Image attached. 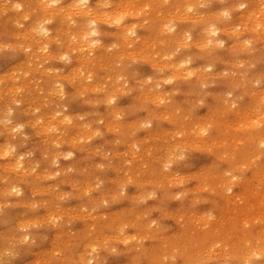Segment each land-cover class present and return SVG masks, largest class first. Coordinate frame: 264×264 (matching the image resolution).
<instances>
[{"label": "rangeland", "instance_id": "1", "mask_svg": "<svg viewBox=\"0 0 264 264\" xmlns=\"http://www.w3.org/2000/svg\"><path fill=\"white\" fill-rule=\"evenodd\" d=\"M7 1H9V2H7ZM13 1H16V2H14L15 5H17V3L22 4V5H23V3H27V6H25L26 5L25 4L23 7H25L26 9H29V11H27L25 8H23V9H25V11H27V13L25 15H23L24 14L22 12L23 10L16 9L17 10V12H16L15 10H13L16 6L14 7V5L11 4V3H13ZM28 1H26V0H6V1L0 0V10H3V8H2L3 6L5 9L7 6L11 7V8L13 7L12 10H11V8L8 9V7H7L6 12H8V11L9 12L7 13L6 16H5L6 12L4 10H3L4 12L0 11V35H3L2 37L0 36V73H1L0 74V115H1L2 119L4 117H6V118L11 117L10 121H7L6 118H5V120L3 119V123H1L2 121L0 119V133H1L0 134V156H1L0 157V202H1L0 203V255H1L0 264H54V263L55 264H61V263L62 264H66V263L67 264H78V263L79 264H85L82 261L88 262L86 264H92L94 261H95L94 264H102V262H103V264H146V263L147 264H149V263L150 264H176V263L177 264H181V263L182 264H194L196 262H197L196 264H215V263L216 264H218V263L219 264H224V263L243 264V262L245 264H263L264 263V256H263L264 255V251H263L264 250L263 249L264 248L263 247L264 246V213H263L264 212V197L258 198V196H261V195L264 196V193H263L264 192V143H263L264 135H262L264 133L263 132L264 126L262 127V125H264V117L262 118V116H261V118H260V116H259V115H261L262 111L264 112V98H263L264 95H262V91H264V88H263L264 87V76H263L264 75V62H263L264 61V57H263L264 56V45H263L264 44V36H263L264 35V25H262L264 23V22H262V21H264V19H263L264 18V3H263L264 0H260L262 2V3L259 2L260 4H258L259 0H254V1L253 0H224V1L223 0H221V1L220 0H209L208 3H207V0H203V1L201 0V2H200V0L199 1L197 0L198 2L196 0H191V2L193 1L192 5H191L190 0H186L187 1L186 5H185V2H186L185 0H183V1L182 0H165V1L164 0H160V1L156 0L157 5H156V2L154 0H145V1L139 0V2H138V0H134V1L129 0V2L127 1L128 3L126 2V0L125 1L121 0L123 2V3H121L123 8H121L122 6L119 7L120 3H118V2H121L120 0H114V1L113 0H111V1L110 0L109 1L100 0L99 2H96V0H90V3L87 5H88V7H91L92 9L95 7L94 10H96V9L98 10V5L101 4L102 1L104 2V5H106V6L100 5V7H102V10L99 7V10H98L99 12L96 10L97 12L94 15L97 19L106 18V20L104 19L103 22L100 23V31L102 32L101 41L97 44H90V45L83 44L84 41L83 42L80 41L81 35L83 33H85L86 32L85 30H88L91 27V25L88 22L89 25L85 26V24L87 25V21L85 20L86 21L85 22L84 17L82 15H79V13H78L79 11H77L78 10L77 8H79L81 5H78V3H77L78 0H75V1L74 0L73 1L72 0L71 1L70 0H64V1L60 0L57 5H51V7H49V8H48V6H50V5H47L48 0H45V1L44 0H31V1H29L30 2L29 4H28ZM36 1L39 3L38 7H37L38 3ZM211 1H212V3H211ZM2 2L5 3L7 6L5 4L3 5ZM73 2L75 5L77 3V6H75L74 4L72 5L71 3H73ZM130 2L131 3L136 2V3L135 4L133 3V5H131ZM145 2H146V4H143ZM163 2H164V4H163ZM188 2H189V4H188ZM236 2H240V4L242 2H246L247 8H239L240 7V6L238 7L239 3H236ZM36 3H37V5H36ZM44 3H45V5H44ZM109 3H110V5H108L109 6L108 7L107 4H109ZM138 3H139V6H138ZM147 3H148V8H147ZM182 3L185 6H183ZM199 3L201 5L203 4V6L201 7V5ZM255 3H256V5H255ZM1 4L3 6H1ZM61 4H62V6H61ZM178 4H179V6H178ZM40 5H42V7ZM65 5L67 8L65 7ZM69 5H71L70 7L72 8V11L75 8L77 9V10H74L77 12V14L74 13L76 15L73 14L74 11L69 12L68 8L71 10ZM112 5H114V6H112ZM136 5L138 8L135 7ZM189 5H191V6H189ZM228 5L231 7L227 8L226 6H228ZM259 5H261L263 7H260ZM30 6H33L34 8H31ZM58 6H60V7H58ZM72 6H75V8H73ZM132 6L135 7L136 9L134 8L135 10H133ZM192 6H194V8ZM208 6H210V7H208ZM253 6H255V7H253ZM257 6L260 9L257 10V8H258ZM61 7H63V8L65 7L66 11L68 10L69 13L64 11L65 8L64 9L62 8L63 10L60 11ZM83 7L86 9L85 6H82V8ZM184 7L185 8L187 7V8L185 9ZM224 7L229 9V10L225 9ZM80 8H79V10H80ZM124 8L125 9L130 8L132 10V11L130 10L131 13H133V14L130 15L128 10H125ZM250 8L251 9L253 8L252 12H254V14L251 13ZM32 9H33V11H35V13L32 12ZM48 9H50V10L48 11ZM107 9L110 12H112L113 10H115V11H113L112 12L113 14H112L109 11H106ZM122 9L125 12L122 13L121 12V11H123ZM137 9L139 12L137 11ZM194 9L197 10V12L199 14H201V16L197 12H194ZM219 9H221V10L219 11ZM245 9H248V10H245ZM18 10H19V12H18ZM40 10L43 11L44 13L41 12ZM104 10L106 11V13L104 12ZM119 10H120V12H119ZM175 10L180 15H178ZM223 10H226L230 13V18H228V20L227 19H221L223 17V16H221L222 15L221 13L224 12ZM30 11H31V13H30ZM46 11H48V12L45 13ZM133 11H135V12L137 11L138 13H135ZM145 11H146V14H145ZM203 11H205V12H203ZM207 11H208V14H211V15L207 14L208 18L205 15V13ZM209 11H211V12L209 13ZM249 11H250V13H248ZM258 11H261L263 13H260ZM28 12L30 13V15ZM38 12L41 13V16L44 15L43 16L44 18L40 16L43 19H41L39 17L40 13L38 14ZM49 12H50V14H48ZM71 12H72V14H71ZM101 12H104V13H102L103 16H101L102 15ZM117 12H118V14H121L118 17L119 23H117L118 19L114 17V16L118 15V14H116ZM158 12L160 13L159 15H157ZM183 12H184V14H183ZM216 12L218 15H215V17H217V19L220 18L219 21H221V22H217V19L214 18L213 14H215ZM20 13H22V14H20ZM59 13L62 15H59ZM108 13H110V14H108ZM171 13H173V14H171ZM195 13L198 15H196ZM16 14H18V15H16ZM31 14L33 15V17L31 16ZM193 14H195V15H193ZM219 14H221V15H219ZM240 14L243 16H239ZM244 14H246V15L244 16ZM19 15H22L20 17V20L18 19ZM26 15L29 18H23V16L26 17ZM51 15H53V17H49ZM70 15H71V17L69 18ZM133 15H134V17H133ZM137 15H139V16H137ZM169 15L172 17L171 21L173 23L175 22L174 24L171 23V21L169 20V19H171ZM187 15H188V17H187ZM253 15H255V16H253ZM259 15L261 16V18H258ZM9 16H11V18ZM15 16H16V18H15ZM65 16L69 20L65 19V21L63 22V19ZM74 16L75 17L77 16V19H75ZM78 16H79V18H78ZM108 16L110 17V20H109ZM156 16H157V18H156ZM177 16L179 17L178 19H177ZM189 16L192 17L191 20L187 19V18H189ZM209 16H211V17H209ZM212 16H213V20L211 21L210 18H212ZM251 16L255 17V19L257 18V21H255L254 18L252 19ZM31 17L34 19L33 21L31 20ZM47 17H49L51 19L49 21H46ZM62 17H63V19L61 21ZM113 17H114V20L116 19L115 22H113L114 21ZM135 17H137V18H135ZM163 17H165V18H163ZM182 17H183V19H180ZM198 17H199V20H197ZM241 17L242 18L244 17V19H242L243 22L241 21L242 25L239 24ZM6 18H7V20H6ZM35 18H36V20H37V18L39 19V20H37V23H36ZM72 18H73V20L77 21V22L75 21V24H74V21L72 22ZM121 18H122V21H124L125 23L120 20ZM204 18H205V20H204ZM249 18H250V21H249ZM15 19H17L18 22L22 23L23 25L20 24V26H19L18 25L19 23L17 21H15ZM23 19H25V20H23ZM27 19H28V21H27ZM40 19H41V21L44 20L45 22H43V23H45V25L50 27V31L52 30V32L49 33L48 37L49 38H50V36L55 37V38L53 37L54 39L51 38V39H49L50 41H48L49 45L52 43L50 46L48 45L49 46V48H48L49 53H48V50L42 51V49H41V51H42L41 52L40 47H38L40 45L45 46V39L41 37L40 32L36 33V35L38 34L37 35L38 37L40 36L39 40H37L38 39V38H36L37 36L36 37L34 36L35 35V29H37L36 32L39 29L38 28L39 27L38 21L40 22ZM70 19H71V21H70ZM139 19H143V20H139ZM208 19H210V20H208ZM21 20H23V21H21ZM66 20L70 21V23L69 22L67 23ZM107 20H109V21L106 22ZM138 20L142 22V23L141 22L139 23L141 26L138 25V22H139ZM144 20H146V21L144 22ZM165 20H167L166 23L164 22ZM3 21H5V22H3ZM7 21H8V23H7ZM60 21H61V23H60ZM177 21H179V22H177ZM209 21H211V23H213L214 26L218 27L219 29L221 28L220 29L221 31L225 28L227 29V27H225V26H230L228 29L229 31L225 29L226 31L223 30V31H225V33L223 32L220 35L221 40L224 41V43H222V46L219 43V41L215 40L217 38L214 35L212 36V38H210L212 35L210 29H212L213 26L209 27V23H208ZM15 22H16V24L18 23L17 26L19 28L16 27V24H14ZM249 22H251V23H249ZM256 22H258V25L256 24ZM259 22L262 24H260ZM110 23L113 25H111ZM131 23H133V24L137 23V24L131 26L130 25ZM207 23H208V25H207ZM253 23H255V24H253ZM60 24H61L62 31H64V30L66 31L65 32L66 36L71 37L69 40L67 39L68 37H65V34L63 32L57 33L58 32L57 30L60 29L59 28ZM126 24L130 25L129 29H131V27L133 29H135L134 33H136L135 35H137V37L132 35V34H129L130 32L128 31V28H126L128 31V34H127V31L124 28V26ZM166 24H168V25H166ZM176 24H177V26H176ZM9 25L11 28L9 27ZM21 25L23 26L22 29H21ZM81 25H84L83 28H85V30L82 29ZM121 25L123 27H121ZM169 25L170 26L175 25V27H176L175 31H171L169 29ZM238 25L240 26V28ZM68 26H70V27L72 26L71 28H73L74 26L75 27L73 29H71V31H69L70 27H69V29L66 30V28H68ZM162 27H164V28H162ZM194 27H196V28H194ZM231 27L233 28L232 30H231ZM250 27H252V28H250ZM24 28L26 30L23 31ZM29 28L34 29V30L31 29L34 33H32V31H30V33L28 32L29 36L27 34V37H26V36H24V35H26L25 31L27 33V30H29ZM78 28H80L81 30H83L85 32H83L79 29V32H80V33L78 32L79 35L78 34L75 35L73 33V31L76 29H77L76 31H78ZM121 28L124 30H121ZM160 28H161V30H159ZM165 28H167V29L165 30ZM208 28H209V30H208ZM181 29H183V30H181ZM185 29L187 31L189 30V32L185 31ZM202 29H204L203 30L204 32L202 31ZM206 29H207V32L205 31ZM163 30H165L166 32ZM14 31H16L17 33L14 34L15 33ZM76 31H74V32L77 33ZM208 31H210V32H208ZM105 32H106V34H105ZM161 32L164 34H162ZM255 32L257 35L255 34ZM12 33H13V35H11ZM181 33L182 34L185 33L184 34L185 36L182 35ZM235 33L237 35H235ZM238 33H240V34H238ZM262 33H263V35H262ZM108 34H110V35H108ZM180 34L182 37H184L183 39H181ZM186 34H188L187 35L188 38H187ZM5 35H6V37H5ZM14 35L15 36L18 35V36L15 38ZM74 35H75V37H74ZM189 35H190V37H189ZM258 35H261V36H258ZM207 36L209 39L206 38ZM24 37H26V38H24ZM48 37H46V38H48ZM64 37H65V39L63 40ZM119 37L122 39L119 40ZM197 37L199 39H202V40L199 41V39ZM252 37H253V39H252ZM31 38H34V40L32 39L33 41H35L34 43L35 44L38 43L39 45L38 44L35 45L34 43H31V42H33V41H29V40H31ZM41 38L44 40H42ZM72 38L73 39L75 38V39L72 40ZM204 38L208 39L210 41L206 40L207 44H205V41H203ZM248 38H250L251 40ZM55 39H56V41H55ZM66 39L68 40L67 41L69 43L68 45H66L67 44ZM196 39H198V40L196 41ZM26 40L29 42L28 44L31 46H26V45H28V44H25V43H27ZM193 40L195 43L193 42ZM252 40H254V41H252ZM53 41H55V42H53ZM89 41H87V42H89ZM112 41H114V42H112ZM184 41H185V43H184ZM198 41L201 44L199 43V45H196V42H198ZM237 41L239 42V44L241 43L240 46L237 45V43H238ZM76 42H77V44H76ZM192 42H193V44H192ZM202 42H204L205 45ZM11 43L12 44L14 43V45H12ZM57 43L59 44L60 48L58 47ZM89 43H91V42H89ZM100 43L102 45H100ZM129 43H130V45L128 46ZM212 43H213V45H212ZM244 43H245V45H244ZM80 44H83L85 46V48L83 45H81V47H78L79 49L73 50V48L75 46L80 45ZM111 44H112V46L110 48L109 45H111ZM183 44H185L186 46ZM247 44H250V45L248 46ZM18 45H19V47L21 46L22 49H18L19 47H16ZM73 45H74V47L70 48ZM103 45H104V47H103ZM207 45H209V46H207ZM228 45L230 47L231 46H234V47L230 48ZM252 45H253V47H252ZM44 46H41V48H43ZM127 46L129 49L126 48ZM210 46L213 50L210 48ZM27 47H29V48H27ZM106 47H107V49H106ZM207 47H208V49H207ZM67 48H69V50L70 49H72V50L69 51ZM91 48L92 49L94 48V50H92ZM185 48H187V49H185ZM254 48H255V50H254ZM59 49L61 50L62 55H63L64 50L67 49V51L64 53L67 54L69 52L70 54L68 53V56L70 55L71 58L69 56V57H67L68 60L63 59L64 61H62V59H61L62 55L61 56L58 55V54H60ZM79 50H82L81 54H80ZM88 50H90V51H88ZM126 50L128 51V53L130 55L127 54ZM134 50H135V52H137V54H135V52L133 53ZM138 50L140 53L138 52ZM83 51H84V53L89 52V54L85 55V54H83ZM202 51L205 52V54H203ZM237 51H238V54H237ZM251 51H252V53H251ZM32 52H33V56H31ZM90 52H92V54ZM111 52H112V54H111ZM123 52H125L126 54H123ZM141 52L143 55L141 54ZM178 52L179 53L181 52V53L179 54ZM200 52H202V53H200ZM47 53L50 55H48ZM51 53H52V55H51ZM54 53H56V54H54ZM169 53H171V55ZM46 54L50 58L47 59ZM122 54H123V56H122ZM134 54H135V56H134ZM153 54H155V56ZM182 54H184V58L190 59L191 63L193 62L192 64L190 63V65H187L189 67V69L187 66L185 67V69H180L181 71L179 69H178L179 71L174 69V67L171 68L170 64L173 61H175ZM186 54H187V57H186ZM56 55L58 56V58H55V57H57ZM127 55H128V57H127ZM162 55L163 56L165 55V56L163 57ZM192 55L195 57H193ZM202 55H203V57H202ZM232 55H235V56H232ZM27 56H30V57H28V60L31 59L29 62L27 61ZM76 56H79L81 58L84 56L83 57L84 61H83V59H82V61H80L81 58L78 60L75 59V58H78ZM87 56H90V57H88L89 59L87 58ZM143 56H145L146 58L145 57L143 58ZM42 57H44L45 59ZM139 57H142V58L140 59ZM153 57L156 58L155 60L158 59L160 62H158V60L155 61ZM158 57H160V58H158ZM161 57H163V58H161ZM166 57H168V58H166ZM131 58L133 60H131ZM213 58L216 60H214ZM232 59H234L235 61ZM241 59H243V61ZM47 60H49V61H47ZM236 60L237 61L239 60L238 61L239 63ZM89 61L92 63L94 62V63L92 64ZM229 61H230V63H229ZM82 62H83V67L81 64ZM153 62H154V64H152ZM244 62H247L248 64L244 63ZM78 63H80L81 65ZM123 63H124V65L127 64V65H125L126 67L123 65ZM158 63H159V65H158ZM89 64L91 65L90 66L91 68L89 66H87ZM160 64L162 65V67ZM52 65H53V67H52ZM77 65H78L79 69L81 68L80 69L81 73L79 72L78 67H76ZM155 65H156V67H155ZM205 65H207V68ZM199 66L200 67L202 66V68L200 69ZM46 67L48 69H50V71L48 70V72H47ZM203 67H205V68H203ZM209 67H211L212 69H209ZM68 68H70V69L68 70ZM75 68H77L78 70L75 71ZM86 68H89L88 70L89 71L92 70V72L87 71ZM31 69H34V70L31 71ZM58 69L62 70V72ZM165 69H167V70H165ZM168 69H170V70H168ZM224 69H226V70H224ZM37 70H39L40 72ZM43 70L46 71V73ZM55 70H58V71H55ZM82 70H84V71H82ZM115 70H117V71L115 72ZM185 70L187 71L186 72L187 75L185 74L184 75L185 78H184V76H180V74L182 73V71L184 72ZM188 70H191L193 72L194 77L192 75H188ZM210 70H211V72H210ZM220 70H221V72H220ZM72 71H74L75 73ZM129 71H131L132 73ZM218 71L220 72V74L217 73ZM56 72H59V74H56ZM66 72H68V73H66ZM71 72H72V74H70ZM84 72H88L89 74L88 73L86 74ZM135 72H137V73H135ZM169 72L170 73L172 72L173 74L172 73L170 74ZM213 72H216V73H213ZM2 73H4V74H2ZM62 73L63 74L65 73L63 75L64 76L63 78H62ZM204 73H205V75H204ZM54 74H56L57 76H55ZM67 74L68 75L70 74L71 77L73 76L75 80L73 79V77L72 78L68 77ZM82 74H86V75L82 76ZM183 74H181V75H183ZM216 74L218 77L214 76ZM8 75L12 76V77H9L10 78L9 79ZM103 75H105V76H103ZM118 75H121V77L119 76V79H118ZM173 75H174V77H173L174 79L170 80V77H172ZM240 75H242V76H240ZM65 76H67V77H65ZM87 76L92 77V79L87 77ZM149 76H151V77H149ZM176 76H178V77H176ZM209 76H210V78H209ZM258 76H262V77H258ZM163 77L165 78V80ZM187 77H189V78H187ZM256 77H258V79ZM1 78H3V79H1ZM180 78H181V80H180ZM211 78H213V79H211ZM236 78L239 79L240 81L237 80ZM6 79H7V82L6 81L2 82V80H6ZM60 79L61 80L63 79V80L61 81ZM66 79H69L71 81H69V80L67 81ZM95 79H96V81H95ZM101 79H102V81H101ZM103 79H104V82H103ZM160 80H163V81L160 82ZM186 80L189 82H187ZM51 81H52V83H50ZM113 81H115V82H113ZM123 81L125 83L122 84ZM166 81H170L172 83H170V82L166 83ZM254 81H260V82L258 84L257 82H254ZM56 82L59 83L60 85L58 86V84ZM211 82H212V85H210ZM216 82H217V84H216ZM177 83H178V85H177ZM63 84H64V86H63ZM94 84H96V86H98L99 89L98 88L93 89L92 87L93 86L95 87ZM88 85H89V87H88ZM191 85H192V87H194V86L195 87L192 88ZM241 85H243V86H241ZM50 86H51V88H50ZM53 86L57 88V89L55 88L56 91L54 90ZM122 86H123V88H122ZM63 87H64V89H63ZM90 87L93 90H91ZM145 87H147V88H145ZM58 88L60 90L62 89L64 92L62 90L61 91L59 90L60 92L58 94H56L58 91ZM116 88L119 90H116L117 92H114V90ZM154 88H155V90H154ZM188 88H190V90ZM229 88H230V90H228ZM102 89H104V90H102ZM253 89H254V91H252ZM47 90H50L51 92L50 91L47 92ZM90 90H91V92H90ZM168 90L171 92H168ZM255 90L256 91L258 90V92L260 91L261 93L260 92L254 93ZM112 91H113V93H112ZM245 91L248 93H246ZM155 92H157V95L155 94ZM179 92H182V93H179ZM252 92L254 93L253 95H255V96H257L256 94H258L259 97L261 96V99L259 100V97H256L257 99H255L254 98L255 96L253 97ZM47 93H49V94H47ZM60 93L61 94L64 93V95L63 94L61 95ZM139 93L141 94V97H140ZM137 94H139V95H137ZM263 94H264V92H263ZM155 95H156L157 99L156 98L154 99ZM173 95H174V97H173ZM152 96H153V99H152ZM224 96H225V98H224ZM233 96H234V98H232ZM236 96H238V98ZM241 96H242V98H241ZM100 97H102V98L99 99ZM111 97H114L115 101L111 102L110 101ZM103 98L106 100L108 99L107 101H109V102H107ZM161 98H162V100H161ZM188 98L191 101H189ZM226 98H228V99H226ZM75 99H77V100H75ZM186 99H188V101ZM225 99H226V102H225ZM150 100H153V102ZM227 100L231 101V102H228ZM234 100H235V102H234ZM258 100H259V102H258ZM155 101H157V104L154 103ZM257 102H258V104H256ZM229 103H231V104H229ZM111 104H113V106ZM153 104L157 105L158 107L153 105ZM180 104H181V106H180ZM211 104H213V105H211ZM253 104H255V105H253ZM107 106L109 107V109ZM209 106L211 107L212 110L210 109ZM7 107H8V109H7ZM111 107L112 108L116 107V108H114V110H116V112L114 114H113L114 110ZM2 108H4L6 111L2 110ZM9 108L13 109V112L11 113L12 115L10 113H9V115H7ZM157 108H159V109H157ZM254 108H258V109H254ZM98 110H99V112H98ZM108 110H109V112H107ZM117 110H120V111H117ZM140 110H142V112ZM246 110H248V111L246 112ZM58 111H59V113H58ZM122 111H125V112H122ZM55 112H57V113H55ZM154 112H156V113H154ZM164 112L167 113V115H168L167 119L168 120L166 119L167 115H165ZM257 112H259V113L257 114ZM4 113H6V115L2 117V115ZM44 113H46V114L44 115ZM50 113L53 115H50ZM77 113L80 115V117ZM231 113H233V114H231ZM238 113H239L240 119H238L239 118ZM63 114H65L66 116H69V117H67L69 121L67 120L65 115L63 116ZM76 114L78 116H76ZM115 114H118L119 117L118 116L114 117ZM150 114H152V115H150ZM162 114H163V116H162ZM186 114L187 115L189 114V115L187 116ZM229 114H230V116H229ZM250 114H252V115H250ZM254 114L257 115L258 118H260V120H258V121L255 120L256 116ZM41 115H43V118H41L42 117ZM46 115H47V117H45ZM59 115L63 116V119L61 117L60 120H62V121L65 120L64 122L60 121L59 118L58 119L56 118L57 116L59 117ZM98 115H99V118H98ZM128 115H129V117H128ZM145 115H147L148 117ZM34 116L36 118H34ZM38 116L40 118L39 120H37ZM100 116H102V117H100ZM200 116L202 119L204 118L207 123L204 122L205 120L204 119L202 120L200 118ZM245 116H246V118H245ZM263 116H264V113H263ZM50 117H52V118H50ZM186 117L189 119H187ZM249 117H251V118L248 121L247 119ZM32 118H34L33 119L34 123L33 122L31 123ZM55 118L57 120H55ZM190 118H192L193 122L191 121ZM195 118H197V120ZM144 119L146 121H143ZM251 119L252 120L254 119L256 122L252 121ZM54 120L57 121L58 124L63 123L64 127L61 124V126H59V128H58V124H56V122H54ZM73 120L75 121V124H74ZM105 120H107V121H105ZM226 120H228V121H226ZM236 120L237 121L239 120L238 122L239 123L241 122L240 125L241 124L242 125L240 126ZM242 120L244 122L246 121L245 125H243L244 122H242ZM261 120L263 123H260L257 125V123L261 122ZM35 121L36 122L38 121V122L35 123ZM39 121H40V123L42 121V124H40ZM51 121H52V123H51ZM90 121H91V123H88ZM93 121H94V123H93ZM123 121H125V122H123ZM133 121H135L136 123ZM189 121H191V122H189ZM194 121H196V122H194ZM200 121H203L202 124ZM107 122H110L111 125H109V126H111V128L108 125H106ZM141 122L144 124L139 125V123H141ZM158 122H159V124H158ZM247 122H248V125H247ZM252 122H254V124H251ZM134 123H135V125H134ZM177 123H178L179 127L177 126ZM224 123H225V125H222ZM230 123L233 125V128H232V125ZM255 123H256V126H255ZM17 124L18 125L24 124V125L22 126V128L19 132H14L13 126H15ZM32 124L34 125V127ZM50 124H51V126H50ZM76 124H77V126H75ZM92 124H93V126H92ZM107 124H109V123H107ZM193 124L196 126H193ZM6 125H9V126H7L9 129L6 127ZM37 125H39V128H37ZM52 125H54V126H52ZM56 125H57V127H55ZM72 125H73V127H72ZM88 125L90 127H88ZM44 127H46V128H44ZM62 127L64 128V131H63ZM190 127H192V128H190ZM5 128H7V129H5ZM55 128L57 131L55 130ZM61 128H62V130H60ZM98 128H101V129H98ZM166 128H168V129H166ZM182 128H184V129H182ZM204 128L206 129L205 133L200 131V130H203ZM244 128H245V130H242ZM37 129L39 131H37ZM49 129L50 130L53 129L54 132H52V130H51V132H49L50 131ZM137 129H140V130H137ZM191 129H193L194 132L189 131ZM59 130H60V132L62 131V134L59 133ZM82 130H84V131L86 130V132L84 133V131H82ZM89 130H91V131H89ZM94 130H96V131H94ZM150 130H151V132H150ZM173 130H175V131L173 132ZM198 130L200 133H198ZM76 131H78L79 133ZM87 131L91 134V136ZM110 131H111V133H110ZM152 131L155 132V135L153 134L154 132H152ZM156 131L158 133H156ZM168 131H170V132H168ZM11 132H13V133H11ZM236 132H238L239 134H242V133L243 134L239 135V137H238V133H236ZM258 132H261L260 135L258 134ZM44 133H45V135H44ZM49 133L51 135H53L54 133L55 134H54V136L50 137L51 135L48 136ZM56 133L57 134L59 133L58 135L61 136V137L59 136L60 138L58 137L59 139H57ZM77 133L79 136L77 135ZM86 133H88V134H86ZM118 133H119V135H118ZM191 133H193L194 135ZM80 134L82 135L81 136L82 139L78 140L79 139L78 137H80ZM205 134H206V136H205ZM214 134H215V136H214ZM221 134L223 136H221ZM228 134H229V136H227ZM135 135L137 138L135 137ZM156 135H157V137H155ZM191 135H193V136H191ZM9 136H11V137H9ZM152 136H154V137H152ZM55 137L57 140H55ZM73 137H74L75 141L74 140L72 141ZM75 137L77 139V142H76ZM83 137L85 139H83ZM131 137H132V139L130 140ZM179 137H181V138H179ZM225 137H227V138H225ZM258 137L262 141L263 146L260 143V141L258 142ZM53 138H54V140H52ZM62 138L63 139L66 138L67 140L71 139V138L72 139L68 140V141L65 139L63 141ZM182 138L185 140H183ZM189 138H191V140ZM239 138H242V139H239ZM233 139H234V141H233ZM50 140H52V141H50ZM192 140H194V141H192ZM214 140L216 142H214ZM241 140H242V142H241ZM54 141H56V142H54ZM190 141L195 146L197 144V146L195 147L194 145H191ZM220 141L223 142L224 144L220 145V143H221ZM236 141L238 143H236ZM52 142H53V145H52ZM60 142L62 144H59ZM162 142H164V143L168 142V144H166V143L164 144ZM9 143H10V146H8ZM48 143L50 145H48ZM71 143L73 144V147H72ZM132 143L135 145H132ZM186 143H187V145H186ZM234 143L236 146L239 144V146L236 147L234 145ZM127 144H129V146ZM240 144L243 147H241ZM258 144H259V147H258ZM170 145H171V147H170ZM172 145L175 146L174 147L175 149L172 148ZM198 145L200 147H198ZM207 145H208V147H207ZM2 146H3V148H2ZM44 146H46V147H44ZM192 146H193V148H192ZM12 147L14 148L13 150H12ZM40 147H42V148H40ZM55 147H57V148L59 147L58 148L59 152H58L57 148H55ZM163 147H165V148H163ZM169 147H170V150H172L171 152L166 151V149L169 150ZM47 148L49 149L50 152L48 151ZM6 149H10L11 153L13 152V155L10 154V155H8V157H7V155H4L3 153L5 152ZM45 149L48 153L45 151ZM55 149L57 150L58 153H56ZM88 149H89V151H88ZM93 149H95V151H93ZM54 151L56 154L54 153ZM60 151H62V152H60ZM64 151H66V152H64ZM173 151L175 152V154H177V156H175V154H171V153H174ZM258 151H260V152H258ZM14 152H16V153L18 152L19 154L25 155L24 163L26 165L24 164L22 166V167H25V168H23L24 170H22L21 167L19 168V170L21 169L20 171L17 169H10L9 168L10 165L14 166L16 163V156L17 155ZM69 152H71V154L73 156L71 155L69 157L68 156ZM161 152H162V154H161ZM179 152L183 156L181 155V157H180ZM231 152H233L234 154ZM120 153L121 154L124 153V154L121 155ZM166 153H168V154H166ZM217 153H218V155H217ZM223 153H224V155H223V159H222L221 154H223ZM219 154H220V156H219ZM168 155H169V157L170 156H172V157H170V159H169ZM227 155H228V157H227ZM231 155H233V156L231 157ZM237 155H239V156H237ZM59 156H61V157H59ZM173 156L175 158H173ZM216 156L218 158H216ZM252 157H253L252 160H254V164L256 166L253 163H248L250 161L253 162L251 160ZM238 158L239 159L241 158L240 162H242V164H243L242 166H244V167L241 168V165H240L241 163L238 162ZM120 159H121V161H120ZM182 159H184V160H182ZM179 160H180V162H179ZM161 161L163 164L161 163ZM155 162H157V163H155ZM2 163H3V165H2ZM119 163H121V164H119ZM185 163H187V164H185ZM244 163L247 164L248 166H246ZM154 164H157V165H154ZM237 164H239V165H237ZM249 164H250V166H249ZM158 166H160V167L158 168ZM218 166H219V168H218ZM32 167H34V168H32ZM163 167L166 169H163ZM203 167L204 168L208 167V168L204 170ZM230 167H231V170H230ZM254 167H255V169H254ZM213 168H214V170H213ZM227 168L229 169L228 172H230L231 174L228 173L227 170H225ZM240 168H241V170H240ZM219 169H220V171L223 170L224 173L223 172L221 173L219 171ZM206 170L209 173H206L205 172ZM28 171H30V172H28ZM174 171H176L175 174H174ZM186 172H189V173H186ZM10 173H11V175H10ZM42 173H43V175H42ZM47 173L48 174L50 173L49 175L51 178L48 177ZM160 173L162 174V176L160 175ZM185 173H186L187 177L189 175V180H188V178H186V175H183ZM190 174H191V176H190ZM256 174H258V175H256ZM46 175H47V177H44ZM52 175H54V177ZM230 175H232L231 177H233L235 179L231 178ZM260 175H262V177ZM159 176H160V178H159ZM180 176L183 177L184 179L181 178V180H180ZM199 176H201L200 179H198ZM235 176H237V179ZM163 177H164V179H163ZM173 177H175L176 179ZM224 177H226V178H224ZM15 178H16V181H15ZM24 178H25V180H24ZM62 178H63V180H62ZM185 178H186V180H188L187 181L188 183L186 182ZM213 178H214V180L217 179L218 183H216V180L213 182ZM222 178H224V180L226 179V181L228 178L229 179L226 182ZM70 179H72V181ZM173 180L175 182L176 181L177 182L174 183ZM242 180H244V181H242ZM24 181H27L28 183H26ZM209 181H210V183H209ZM222 181H224V183ZM10 182L11 183L13 182V183L11 184ZM14 182H17V183H14ZM239 182H241V183H239ZM177 183H179V184H177ZM196 183L197 184L199 183V184L197 185ZM228 183L233 185V187H234L233 192L228 191V192H230V193H228L225 191V188L227 190L228 185H230ZM116 184H117V186H116ZM148 184H150V185H148ZM181 184H183V185H181ZM193 185H197V186L193 187ZM257 185L258 186L260 185V187H258ZM109 186H111V187H109ZM223 186H224V188H223ZM8 187H9V189H8ZM13 187L20 188L22 190L21 194L20 195L13 194V192H11ZM4 188L5 189L7 188L9 191L5 190ZM113 188H115V189L113 190ZM186 188H187V190H186ZM204 188H206L207 190H204ZM243 188H244V190H243ZM10 189H11V191H10ZM120 189H122L124 192ZM182 190H183V192H182ZM192 190H193V192H192ZM210 190L213 192H211ZM177 191H178L179 195H178ZM200 191H201V193H200L201 195L199 194ZM224 191L226 193H224ZM5 192L8 196L5 194ZM138 192H139V194H138ZM2 193H3V195H2ZM10 193H12V196ZM135 193H137V195H134ZM141 193H144V194H141ZM146 193L147 194L151 193V195H148L149 197H147ZM164 193H165V195H164ZM175 193H176V195H175ZM182 193H184V195ZM185 193H187L186 196H185ZM194 193L197 196H195ZM238 193H240V195ZM198 194H199V196H198ZM225 194L229 195V197L226 198L227 195H225ZM242 194H244V196ZM103 195H105V196H103ZM193 195L197 198H195ZM223 195H224V197H223ZM77 196H78V198H77ZM144 196H145V198H144ZM178 196H179V198H178ZM201 197L203 199H201ZM236 197L239 200H237ZM103 198L105 200H102ZM180 198H183V199H180ZM210 198H213V199H210ZM92 199H94V200H92ZM98 199L101 201H99ZM195 199H197V200H195ZM219 200H220V203H219ZM224 200H226V201H224ZM233 200H235V201H233ZM27 201L30 203L29 205L27 204L28 203ZM92 201H94V202H92ZM231 202L233 203V205ZM84 203L87 204V206H85ZM91 203L93 205H91ZM136 203H137V205H136ZM132 204H134L135 207H132V206H134ZM160 204H161V206H160ZM190 204H192V206ZM225 204L227 206H225ZM229 204H231V205H229ZM250 204L252 205V207ZM214 205H215V207H214ZM113 206H115V207H113ZM126 207H128L129 209ZM189 207H191V209ZM223 207L226 208L225 211H224L225 208H223ZM62 208H64V209L62 210ZM134 208L136 209V211ZM178 208H179V210H178ZM254 208L256 210H254ZM60 209L62 211H60ZM118 209H119V211H118ZM188 210H190V213ZM164 211H166V213ZM187 211H188V214L186 216L185 213ZM192 211H193V213H191ZM194 211L196 213H194ZM260 211H261V213H260ZM127 212H129V215ZM201 212H203V213L205 212L204 214H206V213L207 214L205 216H203L204 214ZM209 212H210V218H212V219L208 218V220H207L206 217L209 216ZM219 212H221V214H219ZM228 212H230V213H228ZM51 213L52 214L55 213V215L49 216ZM89 213H91V214H89ZM102 213L103 214L105 213V214L103 215V217H100V216H102V215H100ZM178 213H180V214H178ZM217 213L220 217L218 215H216ZM223 213H225V214H223ZM92 214H94V215H92ZM165 214H166V217H165ZM191 214H193V215L191 216ZM196 214H198L197 217H196ZM199 214H201L202 216ZM229 214L231 215V217L229 216ZM95 215H98V216H95ZM174 215L176 218L173 217ZM214 215H215V217H214ZM245 215L248 217L246 218ZM253 215L258 216L257 218H259V217L260 218L257 219V221H256V220H254V218H256V217H254ZM52 216L53 217L56 216L55 217L56 220ZM147 216L148 217L150 216V217L148 218ZM161 216H163V219ZM177 216H179L181 219H178ZM190 216L192 218H190ZM216 216H217V218H216ZM225 216H226V218H224ZM120 217H123V218H120ZM184 217H186V218H184ZM194 217H196L195 219H197V221H195ZM46 218L47 219L50 218V219L47 220ZM132 218H134V221H132L133 220ZM188 218H190L191 221H189L190 219H188ZM205 218H206L207 222L208 221H210V222H208V224L205 225V227L203 226L202 227L203 229H202L201 225L206 224V222L203 221V220H205ZM215 218H216V220H215ZM38 219H40V220H38ZM69 219L70 220L72 219V220L70 221ZM122 219H124V222L126 220L130 221V222H132V224L131 223L129 224L128 221H126L124 224H122V223H120L121 221L123 222ZM152 219H154V221ZM183 219H185V220L188 219V220L184 221ZM192 219L195 221L194 226L192 223L194 221H192ZM199 219H201L199 223L201 224V222L203 221L202 222L203 224H201V225L198 224ZM179 220L182 222H180ZM261 220H262V222H261ZM142 221L143 222L147 221L145 223L146 226H145V224H143ZM243 221L246 222V226L244 225L245 222H243ZM102 222H104V223L102 224ZM141 222H142V224H141ZM119 223H120V225H119ZM149 223L151 224V226ZM181 224L184 226H182ZM25 225H27V226L25 227ZM142 225L147 227L146 230H145L144 226H142ZM167 225H170V226H167ZM189 225H191V226H189ZM17 226L19 228H17ZM117 226H118V228L121 227L120 229H118V231H117ZM20 227H21V229H20ZM115 227H116V229H115ZM127 227L128 228L130 227V228L128 229ZM188 227L191 228L192 230H193V228H195V227L196 228L193 231L192 230L190 231V229ZM208 227H209V229H208ZM91 228H92V231H91ZM135 228H137V229H135ZM211 228H212V230H210ZM260 228H263V231L260 230ZM18 229L20 230V232ZM82 229H83V231H82ZM125 229H126V231H125ZM59 230H60L61 234L59 233ZM65 230H67L66 233H64ZM98 230H99V232H98ZM143 230H145L144 232L148 235H146V234L144 235ZM233 230L235 232H233ZM11 232L13 234H11ZM14 232H16L17 234ZM119 232H120V234H119ZM127 232H128V235L126 234ZM129 232H131V234H132L131 236H129L130 235ZM200 232H202V233H200ZM236 232H237V234H236ZM28 233H29V235H28ZM56 233H57V236L54 235ZM67 233H70V234H67ZM115 233H117L118 235ZM133 233H135V234H133ZM176 233H177V235H176ZM9 234H11V235H9ZM22 234L25 235V236L23 235L24 237H26L27 235L30 237H28V239L25 240V238L22 236ZM114 234L117 237H113ZM122 234H124V236L127 235L128 238H123ZM136 234L138 235V238H137ZM174 234L176 235L175 236L176 238L173 236ZM178 234H180V235H178ZM76 235H78L77 238H76ZM107 235H108V237H107ZM168 235H169V237H167ZM17 236H19V237L22 236V237L19 238ZM33 236H35V237H33ZM83 236H84V238H82ZM97 236H99V238ZM101 236H103V237H101ZM118 236H119V239H117ZM94 237H97L95 239L97 240L98 245L96 244V240H93ZM111 237H113V239ZM157 237L162 238V240L157 238ZM251 237H253V238H251ZM13 238H15V239H13ZM86 238H88V239L86 240ZM101 238H104L105 241H104V239L102 240ZM18 239H19V241H18ZM75 239H77L76 240L77 243H76ZM83 239H85V240H83ZM89 239L90 240L92 239L91 245L94 244L95 246L94 245L87 246V245H90V243L88 242V241H90ZM114 239H116L117 241ZM122 239L123 240L126 239L124 241L125 243L123 242ZM236 239H238V240H236ZM250 239H252V240H250ZM255 239L256 240L259 239V240L256 241ZM68 240H69V242H68ZM111 241H113V242H111ZM114 241H116V242H114ZM118 241L121 243H119ZM163 241H164V243H163ZM245 242H247V244ZM110 243H111V245H110ZM134 243L136 245L139 244L137 248L135 247L136 245L134 246ZM161 243H163L164 245H162ZM216 243H219L220 247ZM7 244H9V246H7ZM75 244L77 245V247ZM141 244H143V245H141ZM205 244H207V245H205ZM258 244H260V247H258L259 246ZM165 245H166V247L168 245L167 248L168 249L170 248L169 251L166 249ZM211 245L213 247H211ZM256 245H257V247H256ZM261 245H262L263 250L260 249ZM111 246H114V247H111ZM146 246H147L148 251L146 249ZM155 246L158 248H156ZM161 246L163 248H161ZM205 246H207V247H205ZM154 247H155V250L153 249ZM209 247H211L212 249H210ZM229 247H230V249H229ZM235 247H236V249H234ZM62 248H63V251L65 250L64 252L62 251ZM96 248H98V250ZM107 248H110L109 249L110 252ZM113 248H115V249H113ZM225 248H226V250H224ZM83 249L86 251H84ZM204 249H205V251H204ZM249 249H250V251H249ZM88 250H90V251H88ZM151 250H153V252L155 251L156 254H155V252L152 253ZM227 250H228V252H227ZM251 250H253L252 252H254V253L256 252V250H259V251L261 250L260 256H257V255L255 256L254 253L251 252ZM51 251H52V254H51ZM139 251L141 254L139 253ZM162 251L164 252L165 256L161 255V253L163 254ZM224 251H226V252H224ZM229 251H230V253L232 252V254H228ZM248 251L252 254L248 253ZM95 252H97V254ZM111 252H112V255H111ZM165 252L166 253L168 252V254H166ZM192 252H194V253H192ZM202 252L204 255H206L208 253L207 254L208 256L204 257ZM209 252H211V253H209ZM221 252H222V254H221ZM159 253H160V255H159ZM218 254H220V255H218ZM247 254H248V256H247ZM95 255H97V257ZM147 255H149V256H147ZM215 255H216V257L214 258ZM217 255L219 257H217ZM225 255L226 256L228 255V256L226 257ZM222 256H224V257H222ZM79 257H81V258H79ZM51 258H52V260H50ZM239 258H240V260H239ZM243 258H245L247 263H246V261H242ZM78 259H80V260L78 261ZM88 259H90V260L92 259L91 261H93V262H90V260H88ZM232 259H235V260H232ZM142 260H143V262H142ZM222 260H224V261H222ZM255 260L258 262H256ZM222 262H224V263H222Z\"/></svg>", "mask_w": 264, "mask_h": 264}, {"label": "bare ground", "instance_id": "2", "mask_svg": "<svg viewBox=\"0 0 264 264\" xmlns=\"http://www.w3.org/2000/svg\"><path fill=\"white\" fill-rule=\"evenodd\" d=\"M2 1H3V0H2ZM5 1H6V0H5ZM26 1H28V0H26ZM29 1H31V0H29ZM29 1H28V4L30 3ZM44 1H45V0H44ZM59 1H60V0H48V1H47V5H50V6H48V8L51 7V5H57V4L59 3ZM63 1H64V0H63ZM70 1H71V0H70ZM72 1H73V0H72ZM74 1H75V0H74ZM99 1H100V0H98V1L96 0V2H99ZM107 1H109V0H107ZM107 1H106V2H107ZM110 1H111V0H110ZM113 1H114V0H113ZM120 1H121V0H120ZM124 1H125V0H124ZM127 1L129 2V0H126V2H127ZM133 1H134V0H133ZM144 1H145V0H144ZM144 1H143V2H144ZM154 1L156 2V5H157V1H156V0H154ZM159 1H160V0H159ZM164 1H165V0H164ZM182 1H183V0H182ZM185 1H186V0H185ZM196 1H197V0H196ZM198 1H199V0H198ZM198 1H197V2H198ZM202 1H203V0H202ZM208 1H209V0H207V3H208ZM220 1H221V0H220ZM223 1H224V0H223ZM253 1H254V0H253ZM7 2H9V1H7ZM7 2H6V3H7ZM14 2H16V1H13V3L10 2L11 4L14 5V7L16 6L14 9H13V7H12V8H11V7H8L5 3H3V2H2V3H3V5L5 4V5L8 7V9L11 8V10L13 9V10H15L16 12H17L16 9L23 10V11H22V12L24 13L23 15H25V14L27 13V11H29V9H26L25 7H23L25 4H26L25 6H27V3H23V5L17 3V5H19V7H17V5H15ZM36 2H37V1H36ZM106 2H105V3H106ZM128 2H127V3H128ZM138 2H139V0H138ZM147 2H148V1H147ZM152 2H153V1H152ZM190 2H191V0H190ZM200 2H201V0H200ZM250 2H251V1H250ZM255 2H256V1H255ZM259 2L262 3V2L259 0V1H258V4H260ZM37 3H38V2H37ZM37 3H36V5H37ZM40 3H41V2H40ZM60 3H61V2H60ZM77 3H78V5H81V4H80V0H78ZM77 3H76V5L74 4V2L71 3V4H72V5L74 4L75 6H77ZM89 3H90V0H88L87 4H89ZM102 3H103V4H102ZM102 3L98 5V10H99L100 5H101V6L104 5V2H103V1H102ZM118 3H120V6H119V7H121V6H122L121 3H123V2L121 1V2H118ZM130 3H131V2H130ZM130 3H129V4H130ZM133 3L135 4L136 2H133ZM133 3H131V5H133ZM140 3H141V2H140ZM161 3H162V2H161ZM183 3H184V2H183ZM183 3H182V5L185 6L186 3H187V1L185 2V5H184ZM192 3H193V1L191 2V5H192ZM205 3H206V2H205ZM211 3H212V1H211ZM236 3H239V4H240V2H236ZM263 3H264V2H263ZM7 4H8V3H7ZM62 4H63V3H62ZM62 4H61V6H62ZM67 4H68V3H67ZM67 4H66V5H67ZM87 4L83 5V6L86 7V9H85L84 7H83V8H84V9H83L82 6H80L81 8L78 6V7L80 8V10H79V8H77V9H78V10H77V9L75 8V6H72V7L75 8L74 10L79 11L78 13H79V15H82V16L84 17V21H85V20L87 21V25L85 24V26H88V25H89L88 22H89L90 25H91V27H90L89 29L87 28L88 30H85V28H83L84 25H81V26H82V29H84L86 32L83 31V30H81V29H80L81 27H80V28H78V31H76L77 29L74 30V31H76L77 33H75L74 31H73V33H74L75 35L78 34L79 29H80L81 31L85 32V33H83V34L81 33L82 35L80 34V35H81L80 41H81V42H83V41L85 42V43L83 42V44H87V45H90V44H97V43H99V42L101 41V36H102V32L100 31V23H102L104 19L106 20V18H103V19H97L94 15H95V13H96L98 10H97V9H96L97 11L94 10L95 7H94L93 9H92L91 7H88ZM96 4H97V3H96ZM129 4H128V5H129ZM143 4H146V2L143 3ZM163 4H164V2H163ZM188 4H189V2H188ZM199 4H200V3H199ZM239 4H238V7H239L241 4H243V5H245V7H243V8H247V4H246V2H242L240 5H239ZM3 5L1 4V6H3ZM44 5H45V3H44ZM66 5H65V7H66ZM108 5H110V3L107 4V6H108ZM123 5H124V4H123ZM140 5H141V4H140ZM180 5H181V4H180ZM182 5H181V6H182ZM191 5H189V6H191ZM200 5H201V4H200ZM232 5H233V4H232ZM255 5H256V3H255ZM11 6H12V5H11ZM38 6H39V3H38V5H37V7H38ZM40 6L42 7V5H40ZM70 6H71V5H69V7H70ZM95 6H96V5H95ZM104 6H106V5H104ZM112 6H114V5H112ZM112 6H111V7H112ZM124 6H125V5H124ZM138 6H139V3H138ZM145 6H146V5H145ZM178 6H179V4H178ZM189 6H188V7H189ZM198 6H199V5H198ZM202 6H203V4L201 5V7H202ZM210 6H211V5H210ZM210 6H208V7H210ZM228 6H229V5H228ZM228 6H226V7H227V8H230V7H231V6H229V7H228ZM233 6H234V5H233ZM236 6H237V5H236ZM259 6H260V7H263V6H261V5H259ZM7 7H6V9H7ZM30 7H31V8H34L33 6H30ZM54 7H55V6H54ZM54 7H53V8H54ZM58 7H60V6H58ZM65 7H64V8H65ZM108 7H109V6H108ZM126 7H127V6H126ZM132 7H133V6H132ZM135 7L138 8L137 5H136ZM135 7H133L132 9L135 10V9H136ZM149 7H150V6H149ZM192 7L194 8V6H192ZM201 7H200V8H201ZM238 7H237V8H238ZM253 7H255V6H253ZM257 7H258V6H257ZM2 8H3V10L6 12V9L4 8V6H3ZM23 8H25L27 11H25V9H23ZM31 8H30V9H31ZM43 8H44V7H43ZM43 8H42V9H43ZM62 8H63V7H61L60 11H62V10L64 9V8H63V9H62ZM66 8H67V7H66ZM66 8L64 9L65 12H68V10H69V12L72 11V8H71V7H70L71 10L68 8L67 11H66ZM90 8H91V9H90ZM100 8H101V10H102V7H100ZM106 8H107V7H106ZM116 8H117V7H116ZM121 8H123V6H122ZM134 8H135V9H134ZM147 8H148V3H147ZM157 8H158V7H157ZM184 8H185V7H184ZM186 8H187V7H186ZM186 8H185V9H186ZM193 8H192V9H193ZM224 8H225V7H224ZM227 8H225V9H227ZM234 8H235V7H234ZM239 8H241V7H239ZM35 9H36V8H35ZM35 9H34V10H35ZM37 9H38V8H37ZM44 9H45V8H44ZM44 9H43V10H44ZM104 9H105V8H104ZM110 9H111V8H110ZM113 9H114V8H113ZM124 9H125V8H124ZM149 9H150V8H149ZM182 9H183V8H182ZM192 9H191V10H192ZM250 9H251V8H250ZM252 9H253V8H252ZM252 9H251V13L254 14V12H252ZM255 9H256V8H255ZM258 9H260V8L258 7L257 10H258ZM3 10H0V11H3ZM49 10H50V9H48V11H49ZM56 10H57V9H56ZM74 10H73V11H74ZM122 10H123V9H122ZM125 10H128V12H129L130 15L133 14V13H131L132 10H131L130 8L125 9ZM130 10H131V11H130ZM139 10H140V9H139ZM144 10H145V9H144ZM176 10H177V9H176ZM176 10H175V11H176ZM183 10H184V9H183ZM183 10H182V11H183ZM188 10H189V9H188ZM216 10H217V9H216ZM216 10H215V11H216ZM220 10H221V9H219V11H220ZM227 10H229V9H227ZM230 10H231V9H230ZM234 10H235V9H234ZM245 10H248V9H245ZM261 10H262V9H261ZM4 11H3V12H4ZM37 11H38V10H37ZM40 11H41V10H40ZM48 11H46L45 13H47ZM51 11H52V10H51ZM64 11H63V12H64ZM73 11H72V12H73ZM106 11H109V10L107 9ZM106 11L104 10L105 13H106ZM113 11H115V10H113ZM113 11H112V12H113ZM137 11H138V9H137ZM137 11H136V12L133 11V12L138 13L139 11H138V12H137ZM142 11H143V10H142ZM146 11H147V10H146ZM146 11H145V14H146ZM177 11H178V10H177ZM177 11H176V12H177ZM179 11H180V10H179ZM192 11H193V10H192ZM199 11H200V10H199ZM223 11H226V10H223ZM262 11H263V10H262ZM8 12H9V11H8ZM8 12H6L5 16L7 15ZM18 12H19V10H18ZM32 12L35 13V11H33V9H32ZM41 12H43V11H41ZM55 12H56V11H55ZM69 12H68V13H69ZM72 12H71V14H72ZM98 12H99V11H98ZM104 12H101V14L104 13ZM109 12H110V11H109ZM112 12H110V13H112ZM119 12H120V10H119ZM121 12L123 13V12H125V11L123 10V11H121ZM194 12H197V10L194 9ZM203 12H205V11H203ZM203 12H202V13H203ZM210 12H211V11H209V13H210ZM212 12H213V11H212ZM258 12L263 13V12H261V11H258ZM28 13H29V12H28ZM30 13H31V11H30ZM30 13H29V15H30ZM39 13H40V12H38V14H39ZM43 13H44V12H43ZM74 13L77 14L76 11H74L73 14H74ZM110 13H108V14H110ZM114 13H115V12H114ZM143 13H144V12H143ZM147 13H148V12H147ZM187 13H188V12H187ZM189 13H190V12H189ZM197 13H198V12H197ZM200 13H201V12H200ZM219 13H220V12H219ZM244 13H245V12H244ZM246 13H247V12H246ZM248 13H250V11H249ZM3 14H4V13H3ZM3 14H2V15H3ZM20 14H22V13H20ZM48 14H50V12H49ZM48 14H47V15H48ZM76 14H74V15H76ZM112 14H113V13H112ZM116 14H118V12H117ZM159 14H160V13L158 12L157 15H159ZM162 14H163V13H162ZM171 14H173V13H171ZM177 14H178V12H177ZM183 14H184V12H183ZM185 14H186V13H185ZM190 14H191V13H190ZM195 14H196V13H195ZM195 14H193V15H195ZM198 14H199V13H198ZM198 14H196V15H198ZM207 14H208V11L205 13L206 17H207L208 15H211V14H208V15H207ZM221 14H222V13H221ZM221 14H219V15H221ZM242 14H243V13H242ZM256 14H257V13H256ZM256 14H255V15H256ZM16 15H18V14H16ZM34 15H35V14H34ZM59 15H62V14L59 13ZM120 15H121V14H118V15H116L117 17H116V16H114V17L118 19V17H119ZM123 15H124V14H123ZM167 15H168V14H167ZM178 15H180V14H178ZM181 15H182V14H181ZM193 15H192V16H193ZM199 15L201 16V14H199ZM203 15H204V14H203ZM205 15H204V16H205ZM213 15H214V18L217 19V17H215V15H218L217 12H216L215 14H213ZM245 15H246V14H244V16H245ZM255 15H253V16H255ZM257 15H258V14H257ZM257 15H256V16H257ZM21 16H22V15H19V16H18L19 18H18V17H17V18L20 20V17H21ZM31 16L33 17L32 14H31ZM36 16H37V15H36ZM40 16H41V13H40L39 17H40ZM43 16H44V15H43ZM43 16H41V17H43ZM101 16H103V14H102ZM104 16H105V15H104ZM137 16H139V15H137ZM169 16H170V15H169ZM182 16H183V15H182ZM190 16H191V15H190ZM190 16H189V18H187V19H190V20H191L192 17H190ZM221 16H222V15H221ZM221 16H220V17H221ZM239 16H243V15L240 14ZM247 16H248V15H247ZM259 16H260V15H259ZM259 16H258V18H261V16H260V17H259ZM2 17H3V16H2ZM7 17H8V16H7ZM9 17L11 18V16H9ZM32 17H31V20L33 21L34 19H33ZM41 17H40V18H41ZM49 17H53V15H51V16H49ZM49 17H47L46 21H49V20L51 19V18H49ZM65 17H66V16H65ZM65 17H64V19H63V17H62V18H61V21H62V19H63V22H64L65 19H67V17H66V18H65ZM70 17H71V15L69 16V18H70ZM74 17H75V16H74ZM105 17H106V16H105ZM108 17H109V16H108ZM114 17H113V20H114ZM131 17H132V16H131ZM133 17H134V15H133ZM159 17H160V16H159ZM175 17H176V16H175ZM183 17H184V16H183ZM183 17L180 18V19H183ZM187 17H188V15H187ZM206 17H205V18H206ZM209 17H211V16H209ZM236 17H237V16H236ZM251 17H252V16H251ZM15 18H16V16H15ZM23 18H29V17H27V15H26V17L23 16ZM43 18H44V17H43ZM43 18H41V19H43ZM78 18H79V16H78ZM95 18H96V19H95ZM111 18H112V17H111ZM135 18H137V17H135ZM139 18H140V17H139ZM141 18H142V17H141ZM156 18H157V16H156ZM163 18H165V17H163ZM163 18H162V19H163ZM170 18H171V19H169V18H168V19L171 21V20H172V17L170 16ZM178 18H179V17L177 16V19H178ZM195 18H196V17H195ZM205 18H204V20H205ZM207 18H208V17H207ZM218 18H219V17H218ZM245 18H246V17H245ZM253 18L255 19V17H252V19H253ZM41 19H40V22L38 21V24H39V25H38V26H39L38 28H39V29H38L37 32H36L37 29H35V35H34V36L36 37V36L38 35V34L36 35V33L40 32L41 37L45 39V46H44V45H40V46H38V47H40V51H41V49H42V51H45V50L47 51L48 48H49V46L52 44V43H51L50 45L48 44V41H50L49 39H51V38L54 39L55 37H54V36H53L54 38H53L52 36H50V38L48 37L49 33L52 32V30L50 31V27H48L47 25H45V23H43V22H45V21H44V20L41 21ZM55 19H56V18H55ZM75 19H77V16L75 17ZM124 19H125V18H124ZM177 19H176V20H177ZM210 19H211V21H212V20H213V16H212V18H210ZM210 19H208V20H210ZM215 19H214V20H215ZM219 19H220V18H219ZM219 19H217V22H221V21H219ZM221 19H225V18L222 17ZM242 19H244V17H243V18L241 17V20L239 21L240 23L238 22L240 25H242V24H241ZM246 19H247V18H246ZM263 19H264V18H263ZM6 20H7V18H6ZM23 20H25V19H23ZM23 20H21V21H23ZM35 20H36V18H35ZM37 20H39V19L37 18ZM37 20H36V23H37ZM67 20H69V19H67ZM67 20H66V22H67V23H68V22L70 23L71 19H70V21H67ZM109 20H110V17H109ZM109 20H107L106 22H108ZM115 20H116V19H115ZM115 20H114L113 22H115ZM120 20L122 21V18H121ZM139 20H143V19H139ZM139 20H138V21H139ZM176 20H175V21H176ZM197 20H199V17H198ZM208 20H207V21H208ZM227 20H228V19H227ZM11 21H12V20H11ZM15 21L18 22L17 19H15ZM27 21H28V19H27ZM61 21H60V23H61ZM73 21H74V24H75V21H76V20H73V18H72V22H73ZM86 21H85V22H86ZM111 21H112V20H111ZM117 21H119V19H118ZM145 21H146V20H144V22H145ZM166 21H167V20H165L164 22L166 23ZM211 21L208 22V23H209V27H210V26H211V27L213 26V28L210 29V30H211V34H212L213 29H214V30L216 31V35H214V36L217 38V39H215V40L219 41L220 44H221V42L224 43V41L221 40L220 35H221L223 32L225 33V31L228 30L230 26H225V27H227V29L224 27L226 30L223 29V30H225V31H223V30L221 31V30H220L221 28L219 29L218 27L214 26V24L211 23ZM215 21H216V20H215ZM245 21H246V20H245ZM245 21H244V22H245ZM249 21H250V18H249ZM255 21H257V18L255 19ZM261 21H262V20H261ZM3 22H5V21H3ZM51 22H52V21H51ZM76 22H77V21H76ZM85 22H84V23H85ZM104 22H105V21H104ZM106 22H105V23H106ZM113 22H112V23H113ZM122 22H124V21H122ZM140 22H141V21L138 22V25H139V26H141V25L139 24ZM168 22H169V21H168ZM177 22H179V21H177ZM227 22H228V21H227ZM242 22H243V21H242ZM246 22H247V21H246ZM253 22H254V21H253ZM262 22H264V21H262ZM7 23H8V21H7ZM9 23H10V22H9ZM18 23H19V24H18ZM18 23H17V24H18L19 26H20V24H22V23H20V22H18ZM79 23H80V22H79ZM120 23H121V22H120ZM124 23H125V22H124ZM141 23H142V22H141ZM161 23H162V22H161ZM171 23H173V22L171 21ZM174 23H175V22H174ZM174 23H173V24H174ZM202 23H203V22H202ZM208 23H207V25H208ZM249 23H251V22H249ZM259 23H260V22H259ZM3 24H4V23H3ZM14 24H16V22H15ZM17 24H16V27H18ZM49 24H50V23H49ZM71 24H72V23H71ZM110 24H111V23H110ZM110 24H109V25H110ZM113 24H114V23H113ZM113 24H111V25H113ZM116 24H117V23H116ZM121 24H122V23H121ZM136 24H137V23H136ZM136 24H135V23H134V24L131 23L130 25L133 26V25H136ZM144 24H145V23H144ZM235 24H236V23H235ZM235 24H234V25H235ZM253 24H255V23H253ZM256 24L258 25V22H256ZM260 24H262V23H260ZM22 25H23V24H22ZM22 25H21V29H22V27H23ZM35 25H36V24H35ZM63 25H64V24H63ZM67 25H68V24H67ZM72 25H73V24H72ZM118 25H119V24H118ZM126 25H127V24H126ZM126 25H125V26H126ZM130 25H127L128 27H127V26H126V27L124 26V28H125V29L128 28V31H129L130 33H132V32L135 31V29H133L132 27H131V29H129ZM166 25H168V24H166ZM166 25H165V26H166ZM194 25H195V24H194ZM205 25H206V24H205ZM232 25H233V24H232ZM262 25H264V23H263ZM7 26H8V25H7ZM36 26H37V25H36ZM119 26H120V25H119ZM162 26H163V25H162ZM176 26H177V24H176ZM236 26H237V25H236ZM238 26H239V25H238ZM249 26H250V25H249ZM255 26H256V25H255ZM255 26H254V27H255ZM5 27H6V26H5ZM9 27H10V25H9ZM26 27H27V26H26ZM31 27H32V26H31ZM65 27H66V26H65ZM69 27H70V26H68V28H66V30L69 29ZM71 27H72V26H71ZM71 27H70V30H69V31H71V29H73L75 26H74L73 28H71ZM117 27H118V26H117ZM121 27H123V26L121 25ZM160 27H161V26H160ZM244 27H245V26H244ZM7 28H8V27H7ZM10 28H11V27H10ZM18 28H19V27H18ZM35 28H36V27H35ZM59 28H60L61 30H60V29H58V30L56 29V30L58 31L57 33H59V32L62 33V32H63V33L65 34V37H68V36H66V33H65L66 31H65V30L62 31L61 24H60V27H59ZM157 28H158V27H157ZM162 28H164V27H162ZM186 28H187V27H186ZM190 28H191V27H190ZM190 28H189V29H190ZM192 28H193V27H192ZM194 28H196V27H194ZM205 28H206V27H205ZM239 28H240V26H239ZM241 28H242V27H241ZM246 28H247V27H246ZM250 28H252V27H250ZM259 28H260V27H259ZM16 29H17V28H16ZM21 29H20V30H21ZM31 29H32V28H31ZM31 29L29 28V30H27V33H26V31H25V34H26V35H24V36L27 37L28 32L30 33V31L34 30V29L31 30ZM42 29H43V31H42ZM138 29H139V28H138ZM166 29H167V28H165V30H166ZM169 29H170L171 31H175L176 27H175V25H172V26L169 25ZM232 29H233V28L231 27V30H232ZM24 30H26V29L24 28L23 31H24ZM121 30H124V29L121 28ZM143 30H144V29H143ZM159 30H161V28H160ZM165 30H163V31H165ZM181 30H183V29H181ZM203 30H204V29H202V31H203ZM208 30H209V28H208ZM234 30H235V29H234ZM259 30H260V29H259ZM21 31H22V30H21ZM54 31H55V30H54ZM69 31H68V32H69ZM93 31H95L96 35H92ZM126 31H127V29H126ZM128 31H127V34H128ZM163 31H162V32H163ZM176 31H177V30H176ZM185 31H187V30L185 29ZM205 31L207 32V29H206ZM228 31H229V30H228ZM4 32H5V31H4ZM4 32H3V33H4ZM6 32H7V31H6ZM11 32H12V31H11ZM14 32H15L14 34L17 33L16 31H14ZM45 32H46V34H45ZM55 32H56V31H55ZM113 32H114V31H113ZM116 32H117V31H116ZM120 32H121V31H120ZM146 32H147V31H146ZM162 32H161V33H162ZM165 32H166V31H165ZM187 32H189V30H188ZM187 32H186V33H187ZM203 32H204V31H203ZM206 32H205V33H206ZM208 32H210V31H208ZM243 32H244V31H243ZM247 32H248V31H247ZM253 32H254V31H253ZM258 32H259V31H258ZM258 32H257V33H258ZM32 33H34V32L32 31ZM71 33H72V32H71ZM73 33H72V34H73ZM79 33H80V32H79ZM125 33H126V32H125ZM130 33H129V34H130ZM240 33H241V32H240ZM240 33H238V34H240ZM1 34H2V33H1ZM5 34H6V33H5ZM7 34H8V33H7ZM20 34H21V33H20ZM105 34H106V32H105ZM110 34H111V33H110ZM110 34H108V35H110ZM112 34H113V33H112ZM135 34H136V33H135ZM135 34H134V36L137 37V35H135ZM147 34H148V33H147ZM162 34H164V33H162ZM167 34H168V33H167ZM181 34H182V33H181ZM181 34H180V37H181V39H183L184 37H182ZM184 34H185V33H184ZM184 34H182V35H184ZM189 34H190V33H189ZM198 34H199V33H198ZM207 34H208V33H207ZM227 34H228V33H227ZM255 34H256V32H255ZM255 34H254V35H255ZM258 34H259V33H258ZM260 34H261V33H260ZM9 35H10V34H9ZM11 35H13V33H12ZM18 35H19V34H18ZM18 35H17V36H18ZM21 35H22V34H21ZM32 35H33V34H32ZM32 35H31V36H32ZM60 35H61V34H60ZM75 35H74V37H75ZM78 35H79V34H78ZM141 35H142V34H141ZM165 35H166V34H165ZM168 35H169V34H168ZM187 35H188V34H186V36H187ZM232 35H233V34H232ZM235 35H237V34L235 33ZM235 35H234V36H235ZM256 35H257V34H256ZM262 35H263V33H262ZM0 36L2 37L3 35H0ZM14 36H15V35H14ZM17 36H15V38H16ZM28 36H29V34H28ZM31 36H30V37H31ZM58 36H59V35H58ZM63 36H64V35H63ZM71 36H72V35H71ZM112 36H113V35H112ZM166 36H167V35H166ZM184 36H185V35H184ZM203 36H204V35H203ZM203 36H202V37H203ZM212 36H213V34L211 35L210 38H212ZM234 36H233V37H234ZM238 36H239V35H238ZM238 36H237V37H238ZM258 36H261V35H258ZM263 36H264V35H263ZM5 37H6V35H5ZM26 37H24V38H26ZM30 37H29V38H30ZM39 37H40V36H39ZM39 37H38V36L36 37V38H38L37 40H39ZM46 37H48V38H46ZM65 37L63 38V40L65 39ZM114 37H115V36H114ZM145 37H146V36H145ZM162 37H163V36H162ZM189 37H190V35H189ZM237 37H236V38H237ZM9 38H10V37H9ZM19 38H20V37H19ZM42 38H41V39H42ZM70 38H71V37L69 36L67 39L69 40ZM76 38H77V37H76ZM134 38H135V37H134ZM185 38H186V37H185ZM187 38H188V36H187ZM197 38H198V37H197ZM206 38H208V36H207ZM250 38H251V37H250ZM250 38H248V39H250ZM32 39L34 40V38H31V40H29V41H33ZM44 39H42V40H44ZM67 39H66V42L68 41ZM74 39H75V38H74ZM74 39L72 38V40H74ZM120 39H122V38L119 37V40H120ZM123 39H124V38H123ZM138 39H139V38H138ZM192 39H193V38H192ZM198 39H199V38H198ZM198 39H196V41H197ZM208 39H209V38H208ZM208 39H205V38H204L203 41H205V44H207V43H206V40H207V41H210V40H208ZM245 39H246V38H245ZM248 39H247V40H248ZM252 39H253V37H252ZM58 40H59V39H58ZM76 40H77V39H76ZM86 40H87V41L90 40L89 42H91V43L87 42ZM146 40H147V39H146ZM153 40H154V39H153ZM201 40H202V39H199V41H201ZM247 40H246V41H247ZM250 40H251V39H250ZM256 40H257V39H256ZM258 40H259V39H258ZM19 41H20V40H19ZM26 41H27V40H26ZM55 41H56V39H55ZM55 41H53V42H55ZM115 41H116V40H115ZM128 41H129V40H128ZM189 41H190V40H189ZM199 41L196 42V45H199V43H200ZM243 41H244V40H243ZM252 41H254V40H252ZM34 42H35V41H33V42H31V43H34ZM37 42H38V41H37ZM57 42H58V41H57ZM70 42H71V41H70ZM94 42H95V43H94ZM112 42H114V41H112ZM125 42H126V41H125ZM130 42H131V41H130ZM152 42H153V41H152ZM190 42H191V41H190ZM193 42H194V40H193ZM193 42H192V44H193ZM237 42H238V41H237ZM240 42H241V41H240ZM250 42H251V41H250ZM28 43H29V42L27 41V43H25V44H28ZM72 43H73V42H72ZM88 43H89V44H88ZM184 43H185V41H184ZM187 43H188V42H187ZM194 43H195V42H194ZM202 43L204 44V42H202ZM208 43H209V42H208ZM214 43H215V42H214ZM246 43H247V42H246ZM11 44H12V43H11ZM16 44H17V43H16ZM16 44H15V45H16ZM22 44H23V43H22ZM34 44H35V43H34ZM36 44H38V43H36ZM36 44H35V45H36ZM57 44H58V43H57ZM68 44H69V43L67 42L66 45H68ZM73 44H74V43H73ZM76 44H77V42H76ZM83 44L77 45V46H75V47H74V45H75V44H74V45L71 46L70 48H73V47H74L73 50H74V49L77 50V49H79L78 47H81V45H83ZM105 44H106V43H105ZM107 44H108V43H107ZM126 44H127V43H126ZM176 44H177V43H176ZM179 44H180V43H179ZM200 44H201V43H200ZM205 44H204V45H205ZM240 44H241V43H240ZM240 44H239V42L237 43V45H239V46H240ZM12 45H14V43H13ZM19 45H20V44H19ZM19 45L16 46V47H19ZM38 45H39V44H38ZM48 45H49V46H48ZM100 45H102V44L100 43ZM113 45H114V44H113ZM129 45H130V43L128 44V46H129ZM183 45H185V44H183ZM209 45H210V44H209ZM209 45H207V46H209ZM212 45H213V43H212ZM242 45H243V44H242ZM244 45H245V43H244ZM247 45L249 46L250 44H247ZM253 45H254V44H253ZM253 45H252V47H253ZM263 45H264V44H263ZM263 45H262V46H263ZM26 46H31V45L28 44V45H26ZM26 46H25V47H26ZM41 46H44V47L41 48ZM69 46H70V45H69ZM69 46H68V47H69ZM83 46H84V45H83ZM94 46H95V45H94ZM105 46H106V45H105ZM109 46H110V48H111L112 44L109 45ZM128 46H127L126 48H128ZM185 46H186V45H185ZM223 46H224V45H223ZM228 46H229V45H228ZM35 47H36V46H35ZM35 47H34V48H35ZM38 47H37V48H38ZM58 47H59V44H58ZM103 47H104V45H103ZM114 47H115V46H114ZM117 47H118V46H117ZM177 47H178V46H177ZM196 47H197V46H196ZM224 47H225V46H224ZM224 47H223V48H224ZM229 47H230V46H229ZM231 47H234V46H231ZM231 47H230V48H231ZM27 48H29V47H27ZM59 48H60V47H59ZM82 48H83V47H82ZM84 48H85V46H84ZM88 48H89V47H88ZM95 48H96V47H95ZM108 48H109V47H108ZM188 48H189V47H188ZM198 48H199V47H198ZM210 48H211V46H210ZM226 48H227V47H226ZM240 48H241V47H240ZM18 49H22L21 46H20ZM32 49H33V48H32ZM43 49H44V50H43ZM62 49H63V48H62ZM67 49L69 50V48H67ZM67 49L64 50V52H66ZM91 49H92V48H91ZM106 49H107V47H106ZM115 49H116V48H115ZM128 49H129V48H128ZM185 49H187V48H185ZM207 49H208V47H207ZM211 49H212V48H211ZM214 49H215V48H214ZM238 49H239V48H238ZM38 50H39V49H38ZM59 50H60V49H59ZM59 50H58V51H59ZM70 50H72V49H70ZM70 50H69V51H70ZM92 50H94V48H93ZM92 50H91V51H92ZM98 50H99V49H98ZM142 50H143V49H142ZM183 50H184V49H183ZM200 50H201V49H200ZM209 50H210V49H209ZM212 50H213V49H212ZM229 50H230V49H229ZM254 50H255V48H254ZM40 51H39V52H40ZM42 51H41V52H42ZM58 51H57V52H58ZM79 51H80V54H81V51H82V50H79ZM85 51H86V50H85ZM88 51H90V50H88ZM96 51H97V50H96ZM104 51H105V50H104ZM123 51H124V50H123ZM126 51H127V50H126ZM129 51H130V50H129ZM145 51H146V50H145ZM230 51H231V50H230ZM232 51H233V50H232ZM33 52H34V51H33ZM33 52H32V55H31V56H33ZM50 52H51V51H50ZM57 52H56V53H57ZM64 52H63V55H62V54H61L62 52H61V50H60V54H58V55H60V56L62 55V58H63V57H69V56H70V55L68 56V53H69V52H68L67 54L64 53ZM75 52H76V51H75ZM134 52H135V50L133 51V53H134ZM138 52H139V50H138ZM142 52H143V51H142ZM142 52H141V54H142ZM175 52H176V51H175ZM202 52H203V51H202ZM202 52H200V53H202ZM213 52H214V51H213ZM234 52H235V51H234ZM45 53H46V52H45ZM48 53H49V50H48ZM48 53H47V54H48ZM56 53H54V54H56ZM90 53L92 54V52H90ZM93 53H94V52H93ZM95 53H96V52H95ZM103 53H104V52H103ZM139 53H140V52H139ZM178 53H179V52H178ZM180 53H181V52H180ZM180 53H179V54H180ZM246 53H247V52H246ZM251 53H252V51H251ZM30 54H31V53H30ZM36 54H37V53H36ZM42 54H43V53H42ZM47 54H46V57H47V59H48V58H50V57H48ZM54 54H53V55H54ZM69 54H70V53H69ZM83 54L86 55V54H89V52H88V53H84V51H83ZM111 54H112V52H111ZM123 54H126V53L123 52ZM123 54H122V56H123ZM127 54H129L128 51H127ZM131 54H132V53H131ZM135 54H137V52H135ZM135 54H134V56H135ZM158 54H159V53H158ZM169 54L171 55V53H169ZM194 54H195V53H194ZM203 54H205V52H203ZM235 54H236V53H235ZM237 54H238V51H237ZM48 55H50V54H48ZM51 55H52V53H51ZM76 55H77V54H76ZM78 55H79V54H78ZM96 55H97V54H96ZM96 55H95V56H96ZM129 55H130V54H129ZM142 55H143V54H142ZM142 55H141V56H142ZM153 55L155 56V54H153ZM156 55H157V54H156ZM177 55H178V54H177ZM190 55H191V54H190ZM36 56H37V55H36ZM36 56H35V57H36ZM54 56H55V55H54ZM56 56H57V55H56ZM81 56H82V55H81ZM132 56H133V55H132ZM145 56H146V55H145ZM145 56H143V58H144ZM162 56H163V55H162ZM164 56H165V55H164ZM164 56H163V57H164ZM168 56H169V55H168ZM192 56H193V55H192ZM197 56H198V55H197ZM232 56H235V55H232ZM28 57H30V56H27V61L29 62L31 59L28 60ZM44 57H45V56H44ZM44 57H42V58H44ZM76 57H78V58H75V59H77V60L81 58V57H79V56H76ZM83 57H84V56H83ZM83 57L81 58L80 61H82ZM88 57H90V56H87V58H88ZM127 57H128V55H127ZM146 57H147V56H146ZM146 57H145V58H146ZM163 57H161V58H163ZM186 57H187V54H186ZM193 57H195V56H193ZM202 57H203V55H202ZM216 57H217V56H216ZM263 57H264V56H263ZM51 58H52V57H51ZM55 58H58V56L55 57ZM59 58H60V57H59ZM62 58H61V59H62ZM70 58H71V56H70ZM70 58H69V59H70ZM87 58H86V59H87ZM91 58H92V57H91ZM91 58H90V59H91ZM139 58L141 59L142 57H139ZM153 58H154V57H153ZM158 58H160V57H158ZM166 58H168V57H166ZM174 58H175V57H174ZM211 58H212V57H211ZM255 58H256V57H255ZM44 59H45V58H44ZM44 59H43V60H44ZM88 59H89V58H88ZM121 59H122V58H121ZM126 59H127V58H126ZM155 59H156V58H154V60H155ZM213 59H214V58H213ZM237 59H238V58H237ZM65 60H66V59H65ZM67 60H68V59H67ZM131 60H133V59L131 58ZM137 60H138V59H137ZM145 60H146V59H145ZM157 60H158V59H157ZM157 60H155V61H157ZM214 60H216V59H214ZM225 60H226V59H225ZM229 60H230V59H229ZM232 60H234V59H232ZM232 60H231V61H232ZM239 60H240V59H239ZM239 60H238V61H239ZM241 60L243 61V59H241ZM244 60H245V59H244ZM45 61H46V60H45ZM47 61H49V60H47ZM51 61H52V60H51ZM51 61H50V62H51ZM62 61H64V60L62 59ZM83 61H84V59H83ZM104 61H105V60H104ZM125 61H126V60H125ZM127 61H128V60H127ZM135 61H136V60H135ZM227 61H228V60H227ZM234 61H235V60H234ZM236 61H237V60H236ZM238 61H237V62H238ZM247 61H248V60H247ZM255 61H256V60H255ZM42 62H43V61H42ZM52 62H53V61H52ZM89 62H90V61H89ZM97 62H98V61H97ZM100 62H101V61H100ZM158 62H160V61L158 60ZM164 62H165V61H164ZM223 62H224V61H223ZM263 62H264V61H263ZM31 63H32V62H31ZM90 63H92V62H90ZM93 63H94V62H93ZM93 63H92V64H93ZM103 63H104V62H103ZM125 63H126V62H125ZM127 63H128V62H127ZM130 63H131V62H130ZM155 63H156V62H155ZM190 63H191L190 59H188V58H184V54H182V55H180L175 61H173V62L170 64V65H171L170 67H171V68L174 67V69H176V70L179 69V70H180V69H185V67H186L187 65H190ZM192 63H193V62H192ZM192 63H191V64H192ZM227 63H228V62H227ZM229 63H230V61H229ZM238 63H239V62H238ZM244 63H247V62H244ZM78 64H80V63H78ZM81 64H82V67H83V62H82ZM81 64H80V65H81ZM152 64H154V62H153ZM247 64H248V63H247ZM251 64H252V63H251ZM75 65H76V64H75ZM123 65H124V63H123ZM125 65H127V64H125ZM125 65H124V66H125ZM158 65H159V63H158ZM158 65H157V66H158ZM160 65H161V64H160ZM207 65H208V64H207ZM207 65H205L206 68H207ZM211 65H212V64H211ZM213 65H214V64H213ZM229 65H230V64H229ZM87 66L90 67L91 65L89 64V65H87ZM108 66H109V65H108ZM129 66H130V65H129ZM203 66H204V65H203ZM252 66H253V65H252ZM52 67H53V65H52ZM74 67H75V66H74ZM76 67H78V65H77ZM102 67H103V66H102ZM125 67H126V66H125ZM152 67H153V66H152ZM155 67H156V65H155ZM161 67H162V65H161ZM187 67H188V66H187ZM190 67H191V66H190ZM195 67H196V66H195ZM199 67H200V66H199ZM211 67H212V66H211ZM211 67H209V69H212ZM46 68H47V67H46ZM65 68H66V67H65ZM70 68H71V67H70ZM70 68H68V70H69ZM72 68H73V67H72ZM90 68H91V67H90ZM128 68H129V67H128ZM153 68H154V67H153ZM196 68H197V67H196ZM201 68H202V66L200 67V69H201ZM203 68H205V67H203ZM242 68H243V67H242ZM51 69H52V68H51ZM53 69H54V68H53ZM73 69H74V68H73ZM78 69H79V67H78ZM78 69L75 68V71H77ZM80 69H81V68H80ZM80 69H79V72H80ZM88 69H89V68H86L87 71H89ZM104 69H105V68H104ZM146 69H147V68H146ZM157 69H158V68H157ZM188 69H189V67H188ZM244 69H245V68H244ZM32 70H34V69H31V71H32ZM48 70L50 71V69L47 68L46 71L48 72ZM58 70H60V69H58ZM58 70H55V71H58ZM86 70H85V71H86ZM99 70H100V69H99ZM125 70H126V69H125ZM158 70H159V69H158ZM160 70H161V69H160ZM165 70H167V69H165ZM168 70H170V69H168ZM179 70H178V71H179ZM224 70H226V69H224ZM241 70H242V69H241ZM246 70H247V69H246ZM37 71H39V70H37ZM43 71H44V70H43ZM46 71H44V72L46 73ZM60 71L62 72V70H60ZM70 71H71V70H70ZM82 71H84V70H82ZM90 71L92 72V70H90ZM90 71H89V72H90ZM116 71H117V70H115V72H116ZM135 71H136V70H135ZM173 71H174V70H173ZM180 71H181V70H180ZM230 71H231V70H230ZM27 72H28V71H27ZM27 72H26V73H27ZM39 72H40V71H39ZM44 72H43V73H44ZM72 72H74V71H72ZM72 72H71L70 74H72ZM103 72H104V71H103ZM125 72H126V71H125ZM129 72H131V71H129ZM157 72H158V71H157ZM165 72H166V71H165ZM186 72H187L186 70H185L184 72L182 71L181 74H183V73H184V74H183V75L180 74V76H184L185 74L187 75ZM210 72H211V70H210ZM220 72H221V70H220ZM220 72L218 71L217 73L220 74ZM233 72H234V71H233ZM45 73H44V74H45ZM66 73H68V72H66ZM74 73H75V72H74ZM80 73H81V72H80ZM84 73L87 74L88 72H84ZM131 73H132V72H131ZM135 73H137V72H135ZM162 73H163V72H162ZM169 73H170V72H169ZM171 73H172V72H171ZM171 73H170V74H171ZM213 73H216V72H213ZM226 73H227V72H226ZM228 73H229V72H228ZM0 74H1V73H0ZM2 74H4V73H2ZM56 74H59V72H56ZM56 74H54V75L57 76ZM64 74H65V73H64ZM64 74L62 73V78L64 77V76H63ZM70 74H69V75L67 74V75H68V77L72 78L73 76L71 77ZM86 74H82V76H83V75H86ZM88 74H89V73H88ZM90 74H91V73H90ZM119 74H120V73H119ZM156 74H157V73H156ZM165 74H166V73H165ZM172 74H173V73H172ZM175 74H176V73H175ZM177 74H178V73H177ZM210 74H211V73H210ZM247 74H248V73H247ZM247 74H246V75H247ZM255 74H256V73H255ZM261 74H262V73H261ZM80 75H81V74H80ZM121 75H122V74H121ZM121 75H118V79H119V76L121 77ZM127 75H128V74H127ZM130 75H131V74H130ZM130 75H129V76H130ZM138 75H139V74H138ZM153 75H154V74H153ZM188 75H192V76H193L194 74H193V72H192L191 70H188ZM201 75H202V74H201ZM204 75H205V73H204ZM246 75H245V76H246ZM257 75H258V74H257ZM2 76H3V75H2ZM103 76H105V75H103ZM192 76H191V77H192ZM202 76H203V75H202ZM210 76H211V75H210ZM210 76H209V78H210ZM212 76H213V75H212ZM214 76H217V74L214 75ZM240 76H242V75H240ZM263 76H264V75H263ZM6 77H7V76H6ZM9 77H12V76H9V75H8V78H9ZM58 77H59V76H58ZM58 77H57V78H58ZM65 77H67V76H65ZM87 77H89V76H87ZM114 77H115V76H114ZM114 77H113V78H114ZM134 77H135V76H134ZM146 77H147V76H146ZM149 77H151V76H149ZM159 77H160V76H159ZM173 77H174V75H173L172 77H170V80L174 79ZM176 77H178V76H176ZM193 77H194V76H193ZM196 77H197V76H196ZM217 77H218V76H217ZM225 77H226V76H225ZM258 77H262V76H258ZM258 77H256V78L258 79ZM8 78H7V79H8ZM55 78H56V77H55ZM55 78H54V79H55ZM76 78H77V77H76ZM82 78H83V77H82ZM89 78L92 79V77H89ZM98 78H99V77H98ZM98 78H97V79H98ZM100 78H101V77H100ZM127 78H128V77H127ZM163 78H164V77H163ZM184 78H185V76H184ZM187 78H189V77H187ZM207 78H208V77H207ZM229 78H230V77H229ZM240 78H241V77H240ZM1 79H3V78H1ZM7 79H6V80H2V82H3V81H6V82H7ZM9 79H10V78H9ZM54 79H53V80H54ZM64 79H65V78H64ZM73 79H74V77H73ZM73 79H72V80H73ZM78 79H79V78H78ZM87 79H88V78H87ZM104 79H105V78H104ZM104 79H103V82H104ZM118 79H117V80H118ZM128 79H129V78H128ZM141 79H142V78H141ZM177 79H178V78H177ZM177 79H176V80H177ZM211 79H213V78H211ZM236 79H237V78H236ZM249 79H250V78H249ZM56 80H57V79H56ZM60 80H61V79H60ZM62 80H63V79H62ZM62 80H61V81H62ZM66 80L68 81L69 79H66ZM74 80H75V79H74ZM76 80H77V79H76ZM150 80H151V79H150ZM158 80H159V79H158ZM164 80H165V78H164ZM180 80H181V78H180ZM207 80H208V79H207ZM207 80H206V81H207ZM233 80H234V79H233ZM237 80H239V79H237ZM247 80H248V79H247ZM250 80H251V79H250ZM260 80H261V79H260ZM61 81H60V82H61ZM69 81H71V80H69ZM95 81H96V79H95ZM101 81H102V79H101ZM126 81H127V80H126ZM136 81H137V80H136ZM138 81H139V80H138ZM155 81H156V80H155ZM162 81H163V80H160V82H162ZM186 81H187V80H186ZM197 81H198V80H197ZM212 81H213V80H212ZM239 81H240V80H239ZM242 81H243V80H242ZM251 81H252V80H251ZM6 82H5V83H6ZM53 82H54V81H53ZM57 82H58V81H57ZM57 82H56V83H57ZM73 82H74V81H73ZM113 82H115V81H113ZM145 82H146V81H145ZM147 82H148V81H147ZM149 82H150V81H149ZM187 82H189V81H187ZM190 82H191V81H190ZM214 82H215V81H214ZM248 82H249V81H248ZM248 82H247V83H248ZM252 82H253V81H252ZM254 82H257V81H254ZM259 82H260V81H259ZM50 83H52V81H51ZM56 83H55V84H56ZM62 83H63V82H62ZM62 83H61V84H62ZM64 83H65V82H64ZM96 83H97V82H96ZM123 83H125V82L123 81L122 84H123ZM127 83H128V82H127ZM129 83H130V82H129ZM166 83H168V82H166ZM170 83H172V82H170ZM174 83H175V82H174ZM198 83H199V82H198ZM208 83H209V82H208ZM208 83H207V84H208ZM249 83H250V82H249ZM261 83H262V82H261ZM53 84H54V83H53ZM57 84H58V86L60 85L59 83H57ZM97 84H98V83H97ZM104 84H105V83H104ZM158 84H159V83H158ZM187 84H188V83H187ZM216 84H217V82H216ZM229 84H230V83H229ZM252 84H253V83H252ZM256 84H257V83H256ZM256 84H255V85H256ZM258 84H259V83H258ZM258 84H257V85H258ZM47 85H48V84H47ZM94 85H95V87L93 86V87H92L93 89L98 88V86H96V84H94ZM120 85H121V84H120ZM120 85H119V86H120ZM149 85H150V84H149ZM149 85H148V86H149ZM152 85H153V84H152ZM177 85H178V83H177ZM179 85H180V84H179ZM210 85H212V82H211ZM243 85H244V84H243ZM243 85H241V86H243ZM261 85H262V84H261ZM61 86H62V85H61ZM61 86H60V87H61ZM63 86H64V84H63ZM112 86H113V85H112ZM159 86H160V85H159ZM162 86H163V85H162ZM162 86H161V87H162ZM241 86H240V87H241ZM247 86H248V85H247ZM53 87H54V86H53ZM60 87H59V88H60ZM88 87H89V85H88ZM155 87H156V86H155ZM175 87H176V86H175ZM175 87H174V88H175ZM191 87H192V85H191ZM194 87H195V86H194ZM194 87H192V88H194ZM233 87H234V86H233ZM248 87H249V86H248ZM50 88H51V86H50ZM50 88H49V89H50ZM55 88H56V87H54V90H55ZM59 88H58V91H57L56 94H58V93L62 90V89L60 90ZM90 88H91V87H90ZM92 88H91V90H93ZM117 88H118V87H117ZM117 88L114 90V92H117L116 90H119V89H117ZM122 88H123V86H122ZM141 88H142V87H141ZM145 88H147V87H145ZM145 88H144V89H145ZM174 88H173V89H174ZM196 88H197V87H196ZM251 88H252V87H251ZM263 88H264V87H263ZM56 89H57V88H56ZM63 89H64V87H63ZM98 89H99V88H98ZM100 89H101V88H100ZM107 89H108V88H107ZM128 89H129V88H128ZM137 89H138V88H137ZM139 89H140V88H139ZM151 89H152V88H151ZM151 89H150V90H151ZM171 89H172V88H171ZM178 89H179V88H178ZM188 89L190 90V88H188ZM188 89H187V90H188ZM234 89H235V88H234ZM254 89H255V88H254ZM254 89H253L252 91H254ZM259 89H260V88H259ZM51 90H52V89H51ZM59 90H60V91H59ZM91 90H90V92H91ZM102 90H104V89H102ZM120 90H121V89H120ZM124 90H125V89H124ZM154 90H155V88H154ZM161 90H162V89H161ZM161 90H160V91H161ZM187 90H186V91H187ZM228 90H230V88H229ZM49 91H50V90H47V92H49ZM55 91H56V90H55ZM62 91H63V90H62ZM98 91H99V90H98ZM121 91H122V90H121ZM127 91H128V90H127ZM247 91H248V90H247ZM50 92H51V91H50ZM53 92H54V91H53ZM53 92H52V93H53ZM63 92H64V91H63ZM168 92H171V91L168 90ZM183 92H184V91H183ZM228 92H229V91H228ZM231 92H232V91H231ZM245 92H246V91H245ZM257 92H258V90H257V91L255 90L254 93H257ZM259 92H260V91H259ZM259 92H258V93H259ZM263 92H264V91H262V95H264ZM52 93H51V94H52ZM112 93H113V91H112ZM124 93H125V92H124ZM126 93H127V92H126ZM140 93H141V92H140ZM140 93H139V94H140ZM158 93H159V92H158ZM179 93H182V92H179ZM212 93H213V92H212ZM217 93H218V92H217ZM246 93H248V92H246ZM254 93L252 92V95H253ZM260 93H261V92H260ZM47 94H49V93H47ZM60 94H61V93H60ZM62 94L64 95V93H62ZM62 94H61V95H62ZM97 94H98V93H97ZM99 94H100V93H99ZM120 94H121V93H120ZM139 94H137V95H139ZM141 94H142V93H141ZM141 94H140V97H141ZM155 94L157 95V92H155ZM162 94H163V93H162ZM177 94H178V93H177ZM183 94H184V93H183ZM185 94H186V93H185ZM214 94H215V93H214ZM218 94H219V93H218ZM220 94H221V93H220ZM250 94H251V93H250ZM61 95H60V96H61ZM111 95H112V94H111ZM156 95H155L154 99L156 98ZM167 95H168V94H167ZM167 95H166V96H167ZM211 95H212V94H211ZM256 95H257V96L253 95V97L255 96V97H254L255 99H257L256 97H259L258 94H256ZM106 96H107V95H106ZM153 96H154V95H153ZM153 96H152V99H153ZM207 96H208V95H207ZM221 96H222V95H221ZM137 97H138V96H137ZM146 97H147V96H146ZM163 97H164V96H163ZM168 97H169V96H168ZM170 97H171V96H170ZM173 97H174V95H173ZM217 97H218V96H217ZM236 97L238 98V96H236ZM236 97H235V98H236ZM101 98H102V97H100L99 99H101ZM105 98H106V97H105ZM115 98H116V97H115ZM117 98H118V97H117ZM134 98H135V97H134ZM148 98H149V97H148ZM214 98H215V97H214ZM224 98H225V96H224ZM232 98H234V96H233ZM241 98H242V96H241ZM263 98H264V97H263ZM103 99H104V98H103ZM156 99H157V98H156ZM168 99H169V98H168ZM173 99H174V98H173ZM188 99H189V98H188ZM188 99H186V100L188 101ZM226 99H228V98H226ZM226 99H225V102H226ZM252 99H253V98H252ZM260 99H261V96L259 97V100H260ZM72 100H73V99H72ZM72 100H71V101H72ZM75 100H77V99H75ZM104 100H106V99H104ZM107 100H108V99H107ZM107 100H106V101H107ZM161 100H162V98H161ZM236 100H237V99H236ZM238 100H239V99H238ZM240 100H241V99H240ZM259 100H258V102H259ZM84 101H85V100H84ZM87 101H88V100H87ZM106 101H105V102H106ZM110 101H111V102L115 101V100H114V97H111ZM140 101H141V100H140ZM150 101L153 102V100H150ZM175 101H176V100H175ZM189 101H191V100L189 99ZM227 101H228V100H227ZM256 101H257V100H256ZM256 101H255V102H256ZM107 102H109V101H107ZM176 102H177V101H176ZM228 102H231V101H228ZM228 102H227V103H228ZM234 102H235V100H234ZM249 102H250V101H249ZM252 102H253V101H252ZM258 102H257L256 104H258ZM87 103H88V102H87ZM114 103H115V102H114ZM114 103H113V104H114ZM154 103L157 104V101H155ZM184 103H185V102H184ZM221 103H222V102H221ZM253 103H254V102H253ZM101 104H102V103H101ZM101 104H100V105H101ZM113 104H111V105L113 106ZM140 104H141V103H140ZM222 104H223V103H222ZM229 104H231V103H229ZM108 105H109V104H108ZM147 105H148V104H147ZM153 105H155V104H153ZM175 105H176V104H175ZM211 105H213V104H211ZM215 105H216V104H215ZM226 105H227V104H226ZM233 105H234V104H233ZM237 105H238V104H237ZM250 105H251V104H250ZM253 105H255V104H253ZM140 106H141V105H140ZM155 106H157V105H155ZM163 106H164V105H163ZM180 106H181V104H180ZM238 106H239V105H238ZM245 106H246V105H245ZM245 106H244V107H245ZM247 106H248V105H247ZM259 106H260V105H259ZM107 107H108V106H107ZM148 107H149V106H148ZM157 107H158V106H157ZM160 107H161V106H160ZM209 107H210V106H209ZM218 107H219V106H218ZM230 107H231V106H230ZM230 107H229V108H230ZM239 107H240V106H239ZM12 108H13V107H12ZM12 108H9V110H11V111L8 110L7 115H9V113L11 114V113L13 112V109H12ZM111 108H112V107H111ZM114 108H116V107H114ZM114 108H112V109L114 110ZM122 108H123V107H122ZM172 108H173V107H172ZM245 108H246V107H245ZM258 108H259V107H258ZM258 108H254V109H258ZM7 109H8V107H7ZM57 109H58V108H57ZM108 109H109V107H108ZM150 109H151V108H150ZM157 109H159V108H157ZM190 109H191V108H190ZM210 109H211V107H210ZM247 109H248V108H247ZM2 110H5V109L2 108ZM50 110H51V109H50ZM110 110H111V109H110ZM113 110H112V111H113ZM125 110H126V109H125ZM143 110H144V109H143ZM152 110H153V109H152ZM154 110H155V109H154ZM167 110H168V109H167ZM170 110H171V109H170ZM211 110H212V109H211ZM237 110H238V109H237ZM242 110H243V109H242ZM5 111H6V110H5ZM91 111H92V110H91ZM117 111H120V110H117ZM140 111L142 112V110H140ZM147 111H148V110H147ZM247 111H248V110H246V112H247ZM98 112H99V110H98ZM107 112H109V110H108ZM115 112H116V110H114L113 114H114ZM122 112H125V111H122ZM138 112H139V111H138ZM167 112H168V111H167ZM177 112H178V111H177ZM206 112H207V111H206ZM246 112H245V113H246ZM55 113H57V112H55ZM55 113H54V114H55ZM58 113H59V111H58ZM93 113H94V112H93ZM117 113H118V112H117ZM119 113H120V112H119ZM128 113H129V112H128ZM154 113H156V112H154ZM164 113H165V115H167L166 112H164ZM258 113H259V112H257V114H258ZM263 113H264V112L262 111V112H261V115H259L260 118H261V116H262V118L264 117V116H263ZM45 114H46V113H44V115H45ZM77 114H78V113H77ZM77 114H76V116L79 115V114H78V115H77ZM94 114H95V113H94ZM106 114H107V113H106ZM130 114H131V113H130ZM147 114H148V113H147ZM231 114H233V113H231ZM241 114H242V113H241ZM255 114H256V113H255ZM255 114H254V115H255ZM5 115H6V113H4V114L2 115V117L5 116ZM11 115H12V114H11ZM11 115H10V116H11ZM50 115H53V114L50 113ZM64 115H65V114H63V116H64ZM73 115H74V114H73ZM150 115H152V114H150ZM155 115H156V114H155ZM186 115H187V114H186ZM188 115H189V114H188ZM188 115H187V116H188ZM209 115H210V114H209ZM250 115H252V114H250ZM250 115H249V116H250ZM41 116H42V117H41ZM41 116H40V117L43 118V115H41ZM48 116H49V115H48ZM63 116H62V115H59V117L57 116L56 118H57V119L59 118V120H60L61 117H62V119H63ZM65 116H66V115H65ZM74 116H75V115H74ZM74 116H73V117H74ZM116 116H118V114H115L114 117H116ZM120 116H121V115H120ZM145 116H147V115H145ZM162 116H163V114H162ZM190 116H191V115H190ZM206 116H207V115H206ZM229 116H230V114H229ZM238 116H239V113H238ZM255 116H256V117H255V118H256L255 120H257V121L260 120V118H258L257 115H255ZM45 117H47V115H46ZM54 117H55V116H54ZM67 117H69V116H66V118H67ZM79 117H80V115H79ZM100 117H102V116H100ZM112 117H113V116H112ZM118 117H119V116H118ZM128 117H129V115H128ZM147 117H148V116H147ZM160 117H161V116H160ZM167 117H168V115L166 116V119H167ZM197 117H198V116H197ZM235 117H236V116H235ZM5 118H6V117H4L3 119L5 120ZM34 118H36V117L34 116ZM34 118H32L31 123L34 121V120H33ZM50 118H52V117H50ZM50 118H49V119H50ZM56 118H55V120H57ZM98 118H99V115H98ZM104 118H105V117H104ZM107 118H108V117H107ZM107 118H106V119H107ZM150 118H151V117H150ZM186 118H187V117H186ZM200 118H201V116H200ZM225 118H226V117H225ZM245 118H246V116H245ZM250 118H251V117H249L247 120L249 121ZM257 118H258V119H257ZM0 119H1V121H2L1 123H3V119L1 118V115H0ZM39 119H40V118H39V116H38V119H37V120H39ZM45 119H46V118H45ZM64 119H65V118H64ZM73 119H74V118H73ZM138 119H139V118H138ZM162 119H163V118H162ZM166 119H165V120H166ZM178 119H179V118H178ZM187 119H189V118H187ZM190 119H191V121L193 122L192 118H190ZM195 119L197 120V118H195ZM201 119H202V118H201ZM203 119H204V118H203ZM203 119H202V120H203ZM231 119H232V118H231ZM238 119H240V116H239ZM6 120H7V121H10V120H11V117L6 118ZM35 120H36V119H35ZM51 120H52V119H51ZM55 120H54V122H56V124H58L57 121H55ZM67 120H68V118H67ZM157 120H158V119H157ZM163 120H164V119H163ZM167 120H168V119H167ZM199 120H200V119H199ZM204 120H205V119H204ZM229 120H230V119H229ZM234 120H235V119H234ZM245 120H246V119H245ZM251 120H252V119H251ZM255 120L253 119L252 121L256 122ZM262 120H263V119H262ZM262 120H261V122H258L257 125L260 124V123H263ZM47 121H48V120H47ZM52 121H53V120H52ZM52 121H51V123H52ZM60 121H62V120H60ZM64 121H65V120H64ZM64 121H62V122H64ZM68 121H69V120H68ZM86 121H87V120H86ZM105 121H107V120H105ZM140 121H141V120H140ZM143 121H146V120L144 119ZM160 121H161V120H160ZM191 121H189V122H191ZM226 121H228V120H226ZM236 121H237V120H236ZM236 121H235V122H236ZM238 121H239V120H238ZM238 121H237V122H238ZM37 122H38V121H37ZM37 122L35 121V123H37ZM43 122H44V121H43ZM73 122H74V124H75V121H74V120H73ZM123 122H125V121H123ZM123 122H122V123H123ZM133 122H135V121H133ZM137 122H138V121H137ZM194 122H196V121H194ZM200 122H201V124H202L203 121H200ZM204 122H206V120H205ZM242 122H244V121L242 120ZM245 122H246V121H245ZM245 122H244L243 125H245ZM254 122H252L251 124H254ZM33 123H34V122H33ZM39 123H40V121H39ZM45 123H46V122H45ZM45 123H44V124H45ZM76 123H77V122H76ZM80 123H81V122H80ZM80 123H79V124H80ZM86 123H87V122H86ZM88 123H91V121L88 122ZM93 123H94V121H93ZM104 123H105V122H104ZM107 123H109V124H107ZM107 123H106V125H108V126L111 125L110 122H107ZM135 123H136V122H135ZM135 123H134V125H135ZM145 123H146V122H145ZM160 123H161V122H160ZM170 123H171V122H170ZM206 123H207V122H206ZM238 123H239V122H238ZM240 123H241V122H240ZM240 123H239V125H240ZM249 123H250V122H249ZM11 124H12V123H11ZM27 124H28V123H27ZM29 124H30V123H29ZM40 124H42V121H41ZM53 124H54V123H53ZM61 124L63 125V123H61ZM61 124H58V128H59V126H61ZM95 124H96V123H95ZM131 124H132V123H131ZM140 124H144V123L141 122V123H139V125H140ZM158 124H159V122H158ZM201 124H200V125H201ZM230 124H231V123H230ZM17 125H18V124H17ZM17 125L13 126V129H15V128L17 127ZM19 125H20V124H19ZM19 125H18V126H19ZM21 125H22V124H21ZM23 125H24V124H23ZM23 125H22V126H23ZM32 125H33V124H32ZM32 125H31V126H32ZM48 125H49V124H48ZM66 125H67V124H66ZM132 125H133V124H132ZM160 125H161V124H160ZM172 125H173V124H172ZM222 125H225V123L222 124ZM231 125H232V124H231ZM231 125H230V126H231ZM241 125H242V124H241ZM241 125H240V126H241ZM247 125H248V122H247ZM7 126H9V125H6V127H7ZM50 126H51V124H50ZM52 126H54V125H52ZM75 126H77V124H76ZM83 126H84V125H83ZM83 126H82V127H83ZM85 126H86V125H85ZM92 126H93V124H92ZM92 126H91V127H92ZM177 126H178V123H177ZM177 126H176V127H177ZM193 126H196V125L193 124ZM227 126H228V125H227ZM240 126H239V127H240ZM255 126H256V123H255ZM263 126H264V125H262V127H263ZM33 127H34V125H33ZM47 127H48V126H47ZM55 127H57V125H56ZM63 127H64V125H63ZM63 127H62V128H63ZM68 127H69V126H68ZM72 127H73V125H72ZM88 127H90V126L88 125ZM109 127L111 128V126H109ZM147 127H148V126H147ZM178 127H179V126H178ZM201 127H202V126H201ZM221 127H222V126H221ZM225 127H226V126H225ZM244 127H245V126H244ZM246 127H247V126H246ZM1 128H2V127H1ZM7 128H8V127H7ZM7 128H5V129H7ZM37 128H39V125H37ZM40 128H41V127H40ZM44 128H46V127H44ZM52 128H53V127H52ZM58 128H57V129H58ZM62 128H61L60 130H62ZM70 128H71V127H70ZM112 128H113V127H112ZM140 128H141V127H140ZM152 128H153V127H152ZM190 128H192V127H190ZM215 128H216V127H215ZM222 128H223V127H222ZM232 128H233V125H232ZM240 128H241V127H240ZM8 129H9V128H8ZM10 129H11V128H10ZM73 129H74V128H73ZM79 129H80V128H79ZM83 129H84V128H83ZM96 129H97V128H96ZM98 129H101V128H98ZM142 129H143V128H142ZM161 129H162V128H161ZM166 129H168V128H166ZM182 129H184V128H182ZM261 129H262V128H261ZM261 129H260V130H261ZM35 130H36V129H35ZM49 130H50V129H49ZM51 130H52V132H54L53 129H51ZM51 130H50L49 132H51ZM55 130H56V128H55ZM60 130H59V133L62 134V131L60 132ZM92 130H93V129H92ZM137 130H140V129H137ZM145 130H146V129H145ZM162 130H163V129H162ZM231 130H232V129H231ZM242 130H245V128L242 129ZM262 130H263V129H262ZM37 131H39V130L37 129ZM56 131H57V130H56ZM63 131H64V128H63ZM82 131H84V130H82ZM89 131H91V130H89ZM94 131H96V130H94ZM98 131H99V130H98ZM174 131H175V130H173V132H174ZM189 131H193V132H194L193 129H191V130H189ZM200 131H202L203 133H205V132H206V129L204 128L203 130H200ZM212 131H213V130H212ZM212 131H211V132H212ZM232 131H233V130H232ZM248 131H249V130H248ZM253 131H254V130H253ZM76 132H78V131H76ZM80 132H81V131H80ZM85 132H86V130L84 131V133H85ZM87 132H88V131H87ZM100 132H101V131H100ZM136 132H137V131H136ZM150 132H151V130H150ZM152 132H154V131H152ZM168 132H170V131H168ZM183 132H184V131H183ZM211 132H210V133H211ZM263 132H264V130H263ZM11 133H13V132H11ZM47 133H48V132H47ZM59 133H58V134H59ZM78 133H79V132H78ZM78 133H77V135H78ZM81 133H82V132H81ZM88 133H89V132H88ZM88 133H86V134H88ZM110 133H111V131H110ZM156 133H158V132L156 131ZM180 133H181V132H180ZM180 133H179V134H180ZM198 133H200L199 130H198ZM236 133H238V132H236ZM255 133H256V132H255ZM260 133H261V132H258L259 135H260ZM0 134H1V133H0ZM6 134H7V133H6ZM54 134H55V133H54ZM54 134L51 135V134L49 133V135H48V134H47V135H48V136L51 135L50 137H52V136H54ZM58 134L56 133V135H57V136H56L57 139H59V138L61 137V136L58 135ZM89 134H90V133H89ZM94 134H95V133H94ZM94 134H93V135H94ZM153 134L155 135V132H154ZM164 134H165V133H164ZM166 134H167V133H166ZM179 134H178V135H179ZM191 134H193V133H191ZM216 134H217V133H216ZM233 134H234V133H233ZM242 134H243V133H242ZM242 134H239V133H238V137H239V135H242ZM41 135H42V134H41ZM44 135H45V133H44ZM118 135H119V133H118ZM169 135H170V134H169ZM193 135H194V134H193ZM193 135H191V136H193ZM196 135H197V134H196ZM201 135H202V134H201ZM210 135H211V134H210ZM251 135H252V134H251ZM262 135H264V133H263ZM59 136H60V137H59ZM78 136H79V135H78ZM81 136H82V135L80 134V137H78V138H79L78 140H81V139H82ZM90 136H91V134H90ZM121 136H122V135H121ZM175 136H176V135H175ZM197 136H198V135H197ZM205 136H206V134H205ZM211 136H212V135H211ZM211 136H210V137H211ZM214 136H215V134H214ZM221 136H223V135L221 134ZM227 136H229V134H228ZM9 137H11V136H9ZM44 137H45V136H44ZM46 137H47V136H46ZM56 137H55V140H57ZM58 137H59V138H58ZM119 137H120V136H119ZM135 137H136V135H135ZM152 137H154V136H152ZM155 137H157V135H156ZM169 137H170V136H169ZM189 137H190V136H189ZM194 137H195V136H194ZM230 137H231V136H230ZM238 137H237V138H238ZM245 137H246V136H245ZM88 138H89V137H88ZM88 138H87V139H88ZM92 138H93V137H92ZM116 138H117V137H116ZM136 138H137V137H136ZM136 138H135V139H136ZM171 138H172V137H171ZM179 138H181V137H179ZM196 138H197V137H196ZM225 138H227V137H225ZM263 138H264V137H263ZM10 139H11V138H10ZM44 139H45V138H44ZM48 139H49V138H48ZM62 139H63V138H62ZM65 139H66V138H64L63 141H64ZM71 139H72V138H71ZM71 139H68V140H71ZM75 139H76V137H75ZM83 139H85V138L83 137ZM89 139H90V138H89ZM131 139H132V137L130 138V140H131ZM182 139H183V138H182ZM189 139L191 140V138H189ZM198 139H199V138H198ZM211 139H212V138H211ZM230 139H231V138H230ZM239 139H242V138H239ZM256 139H257V138H256ZM256 139H255V140H256ZM46 140H47V139H46ZM52 140H54V138H53ZM52 140H50V141H52ZM66 140H67V139H66ZM68 140H67V141H68ZM73 140H74V137H73L72 141H73ZM124 140H125V139H124ZM137 140H138V139H137ZM153 140H154V139H153ZM171 140H172V139H171ZM183 140H185V139H183ZM212 140H213V139H212ZM218 140H219V139H218ZM225 140H226V139H225ZM225 140H224V141H225ZM237 140H238V139H237ZM21 141H22V140H21ZM44 141H45V140H44ZM58 141H59V140H58ZM58 141H57V142H58ZM60 141H61V140H60ZM63 141H62V142H63ZM74 141H75V140H74ZM139 141H140V140H139ZM172 141H173V140H172ZM178 141H179V140H178ZM192 141H194V140H192ZM210 141H211V140H210ZM233 141H234V139H233ZM238 141H239V140H238ZM256 141H257V140H256ZM256 141H255V142H256ZM259 141H260V143H261L262 146H263L264 141H263V143H262V141H261V140L259 139V137H258V142H259ZM54 142H56V141H54ZM65 142H66V141H65ZM76 142H77V139H76ZM78 142H79V141H78ZM212 142H213V141H212ZM214 142H216V141L214 140ZM220 142H221V141H220ZM227 142H228V141H227ZM229 142H230V141H229ZM241 142H242V140H241ZM22 143H23V142H22ZM44 143H45V142H44ZM63 143H64V142H63ZM134 143H135V142H134ZM162 143H164V142H162ZM162 143H161V144H162ZM165 143H166V142H165ZM165 143H164V144H165ZM172 143H173V142H172ZM188 143H189V142H188ZM193 143H194V142H193ZM218 143H219V142H218ZM236 143H238V142L236 141ZM15 144H16V143H15ZM42 144H43V143H42ZM45 144H46V143H45ZM59 144H62V143L60 142ZM71 144H72V143H71ZM125 144H126V143H125ZM166 144H168V142H167ZM170 144H171V143H170ZM190 144H191V145H194V144H192L191 141H190ZM201 144H202V143H201ZM223 144H224L223 142L220 143V145H223ZM39 145H40V144H39ZM48 145H50V144L48 143ZM52 145H53V142H52ZM127 145L129 146V144H127ZM130 145H131V144H130ZM132 145H135V144L132 143ZM179 145H180V144H179ZM186 145H187V143H186ZM188 145H189V144H188ZM234 145H235V143H234ZM234 145H233V146H234ZM8 146H10V143H9ZM11 146H12V145H11ZM20 146H21V145H20ZM46 146H47V145H46ZM46 146H44V147H46ZM58 146H59V145H58ZM62 146H63V145H62ZM118 146H119V145H118ZM136 146H137V145H136ZM163 146H164V145H163ZM194 146H195V145H194ZM196 146H197V144H196ZM196 146H195V147H196ZM201 146H202V145H201ZM235 146H236V145H235ZM237 146H239V144H238ZM237 146H236V147H237ZM240 146H241V144H240ZM245 146H246V145H245ZM49 147H50V146H49ZM72 147H73V144H72ZM77 147H78V146H77ZM77 147H76V148H77ZM130 147H131V146H130ZM170 147H171V145H170ZM170 147H169V150L166 149V151H170V152H171L172 150H170ZM174 147H175V146L172 145V148H173V149H175ZM198 147H200V146L198 145ZM207 147H208V145H207ZM241 147H243V146H241ZM246 147H247V146H246ZM258 147H259V144H258ZM2 148H3V146H2ZM17 148H18V147H17ZM19 148H20V147H19ZM40 148H42V147H40ZM50 148H51V147H50ZM55 148H57V147H55ZM58 148H59V147H58ZM58 148H57V150H58ZM163 148H165V147H163ZM179 148H180V147H179ZM192 148H193V146H192ZM217 148H218V147H217ZM219 148H220V147H219ZM221 148H222V147H221ZM234 148H235V147H234ZM13 149H14V148L12 147V150H13ZM47 149H48V148H47ZM53 149H54V148H53ZM84 149H85V148H84ZM128 149H129V148H128ZM204 149H205V148H204ZM215 149H216V148H215ZM245 149H246V148H245ZM34 150H35V149H34ZM36 150H37V149H36ZM50 150H51V149H50ZM55 150H56V149H55ZM57 150H56V153L59 152V150H58V152H57ZM118 150H119V149H118ZM131 150H132V149H131ZM131 150H130V151H131ZM133 150H134V149H133ZM162 150H163V149H162ZM162 150H161V151H162ZM190 150H191V149H190ZM190 150H189V151H190ZM201 150H202V149H201ZM261 150H262V149H261ZM45 151H46V149H45ZM48 151H49V149H48ZM81 151H82V150H81ZM85 151H86V150H85ZM88 151H89V149H88ZM91 151H92V150H91ZM93 151H95V149H93ZM93 151H92V152H93ZM125 151H126V150H125ZM164 151H165V150H164ZM164 151H163V152H164ZM174 151H175V150H174ZM174 151H173V152H174ZM180 151H181V150H180ZM226 151H227V150H226ZM248 151H249V150H248ZM251 151H252V150H251ZM41 152H42V151H41ZM46 152H47V151H46ZM49 152H50V151H49ZM60 152H62V151H60ZM64 152H66V151H64ZM177 152H178V151H177ZM187 152H188V151H187ZM218 152H219V151H218ZM258 152H260V151H258ZM14 153H16V152H14ZM17 153H18V152H17ZM17 153H16L17 156H16V163H15V165H14V166H13V165H12V166L10 165L9 168H10V169H17V170H19V168L21 167L22 170H24L23 168H25V167H22V166L25 164V163H24L25 155H24V154H19V153L17 154ZM47 153H48V152H47ZM54 153H55V151H54ZM56 153H55V154H56ZM69 153H71V152H69ZM179 153H180V152H179ZM231 153H233V152H231ZM3 154H4V155L7 154V157H8V155H10V154L13 155V152L11 153V150H10V149H6L5 152H4ZM62 154H63V153H62ZM118 154H119V153H118ZM120 154H121V153H120ZM123 154H124V153H123ZM123 154H121V155H123ZM132 154H133V153H132ZM161 154H162V152H161ZM166 154H168V153H166ZM171 154H175V152H174V153H171ZM183 154H184V153H183ZM211 154H212V153H211ZM214 154H215V153H214ZM233 154H234V153H233ZM238 154H239V153H238ZM252 154H253V153H252ZM65 155H66V154H65ZM158 155H159V154H158ZM181 155H182V154L180 153V157H181ZM217 155H218V153H217ZM221 155H222V159H223V155H224V153L221 154ZM54 156H55V155H54ZM72 156H73V155H72ZM86 156H87V155H86ZM159 156H160V155H159ZM175 156H177V154H175ZM182 156H183V155H182ZM219 156H220V154H219ZM232 156H233V155H231V157H232ZM237 156H239V155H237ZM247 156H248V155H247ZM258 156H259V155H258ZM258 156H257V157H258ZM0 157H1V156H0ZM11 157H12V156H11ZM59 157H61V156H59ZM62 157H63V156H62ZM69 157H70V156H69ZM116 157H117V156H116ZM152 157H153V156H152ZM152 157H151V158H152ZM168 157H169V155H168ZM168 157H167V158H168ZM170 157H172V156H170ZM170 157H169V159H170ZM185 157H186V156H185ZM214 157H215V156H214ZM227 157H228V155H227ZM235 157H236V156H235ZM254 157H255V156H254ZM259 157H260V156H259ZM2 158H3V157H2ZM118 158H119V157H118ZM151 158H150V159H151ZM173 158H175V157L173 156ZM216 158H218V157L216 156ZM220 158H221V157H220ZM220 158H219V159H220ZM66 159H67V158H66ZM121 159H122V158H121ZM121 159H120V161H121ZM161 159H162V158H161ZM176 159H177V158H176ZM235 159H236V158H235ZM240 159H241V158H240ZM240 159L238 158V162H240ZM243 159H244V158H243ZM252 159H253V157L251 158V160H252ZM257 159H258V158H257ZM259 159H260V158H259ZM56 160H57V159H56ZM83 160H84V159H83ZM86 160H87V159H86ZM156 160H157V159H156ZM162 160H163V159H162ZM165 160H166V159H165ZM182 160H184V159H182ZM221 161H222V160H221ZM241 161H242V160H241ZM252 161H253V162L250 161V162H248V163H253V164H254V160H252ZM257 161H258V160H257ZM118 162H119V161H118ZM153 162H154V161H153ZM168 162H169V161H168ZM179 162H180V160H179ZM226 162H227V161H226ZM139 163H140V162H139ZM155 163H157V162H155ZM161 163H162V161H161ZM169 163H170V162H169ZM212 163H213V162H212ZM240 163H241V164H240V165H241V168L244 167V166H242V165H243L242 162H240ZM119 164H121V163H119ZM162 164H163V163H162ZM165 164H166V163H165ZM165 164H164V165H165ZM173 164H174V163H173ZM178 164H179V163H178ZM185 164H187V163H185ZM185 164H184V165H185ZM213 164H214V163H213ZM244 164H245V163H244ZM258 164H259V163H258ZM2 165H3V163H2ZM25 165H26V164H25ZM123 165H124V164H123ZM123 165H122V166H123ZM136 165H137V164H136ZM154 165H157V164H154ZM164 165H163V166H164ZM168 165H169V164H168ZM210 165H211V164H210ZM218 165H219V164H218ZM237 165H239V164H237ZM245 165L248 166L247 164H245ZM254 165H255V164H254ZM259 165H260V164H259ZM31 166H32V165H31ZM33 166H34V165H33ZM170 166H171V165H170ZM194 166H195V165H194ZM216 166H217V165H216ZM249 166H250V164H249ZM255 166H256V165H255ZM159 167H160V166H158V168H159ZM161 167H162V166H161ZM184 167H185V166H184ZM186 167H187V166H186ZM32 168H34V167H32ZM61 168H62V167H61ZM207 168H208V167H207ZM207 168H204V167H203L204 170L207 169ZM218 168H219V166H218ZM241 168H240V170H241ZM163 169H166V168L163 167ZM167 169H168V168H167ZM169 169H170V168H169ZM249 169H250V168H249ZM251 169H252V168H251ZM254 169H255V167H254ZM20 170H21V169H20ZM20 170H19V171H20ZM28 170H29V169H28ZM33 170H34V169H33ZM200 170H201V169H200ZM213 170H214V168H213ZM213 170H212V171H213ZM225 170H227V172H228L229 169L227 168V169H225ZM230 170H231V167H230ZM5 171H6V170H5ZM9 171H10V170H9ZM25 171H26V170H25ZM114 171H115V170H114ZM116 171H117V170H116ZM217 171H218V170H217ZM219 171H220V169H219ZM235 171H236V170H235ZM245 171H246V170H245ZM254 171H255V170H254ZM28 172H30V171H28ZM172 172H173V171H172ZM175 172H176V171H174V174H175ZM193 172H194V171H193ZM205 172H206V173H209V172H207V170H206ZM220 172H221V173H222V172L224 173L223 170L220 171ZM239 172H240V171H239ZM251 172H252V171H251ZM25 173H26V172H25ZM155 173H156V172H155ZM181 173H182V172H181ZM186 173H189V172H186ZM186 173L183 174V175H186ZM190 173H191V172H190ZM199 173H200V172H199ZM228 173H230V172H228ZM47 174H48V173H47ZM49 174H50V173H49ZM49 174H48V177H50ZM167 174H168V173H167ZM171 174H172V173H171ZM178 174H179V173H178ZM203 174H204V173H203ZM213 174H214V173H213ZM230 174H231V173H230ZM242 174H243V173H242ZM244 174H245V173H244ZM251 174H252V173H251ZM10 175H11V173H10ZM38 175H39V174H38ZM42 175H43V173H42ZM160 175L162 176L161 173H160ZM172 175H173V174H172ZM256 175H258V174H256ZM14 176H15V175H14ZM20 176H21V175H20ZM26 176H27V175H26ZM52 176L54 177V175H52ZM167 176H168V175H167ZM170 176H171V175H170ZM190 176H191V174H190ZM214 176H215V175H214ZM231 176H232V175H230V177H231ZM245 176H246V175H245ZM252 176H253V175H252ZM252 176H251V177H252ZM254 176H255V175H254ZM260 176L262 177V175H260ZM44 177H47V175L44 176ZM144 177H145V176H144ZM200 177H201V176H199L198 179H200ZM226 177H227V176H226ZM226 177H224V178H226ZM228 177H229V176H228ZM235 177H236V179H237V176H235ZM238 177H239V176H238ZM258 177H259V176H258ZM50 178H51V177H50ZM111 178H112V177H111ZM159 178H160V176H159ZM173 178H175V177H173ZM181 178L184 179L183 177L180 176V180H181ZM186 178H188V180H189V175H188V177H187V175H186ZM186 178H185V180H186ZM224 178H222V179L224 180ZM231 178H233V177H231ZM249 178H250V177H249ZM19 179H20V178H19ZM65 179H66V178H65ZM163 179H164V177H163ZM175 179H176V178H175ZM191 179H192V178H191ZM228 179H229V178H228ZM228 179H227V181H228ZM233 179H235V178H233ZM233 179H232V180H233ZM256 179H257V178H256ZM20 180H21V179H20ZM24 180H25V178H24ZM62 180H63V178H62ZM70 180L72 181V179H70ZM109 180H110V179H109ZM188 180H186V182H187ZM215 180H216V183H218V180H217V179H215ZM215 180H214V178H213V182H214ZM15 181H16V178H15ZM18 181H19V180H18ZM21 181H22V180H21ZM64 181H65V180H64ZM111 181H112V180H111ZM150 181H151V180H150ZM171 181H172V180H171ZM178 181H179V180H178ZM197 181H198V180H197ZM224 181H226V179H225ZM224 181H222V182L224 183ZM227 181H226V182H227ZM242 181H244V180H242ZM24 182L28 183L27 181H24ZM62 182H63V181H62ZM173 182L176 183L177 181L175 182V181L173 180ZM237 182H238V181H237ZM10 183H11V182H10ZM12 183H13V182H12ZM12 183H11V184H12ZM14 183H17V182H14ZM66 183H67V182H66ZM70 183H71V182H70ZM187 183H188V182H187ZM209 183H210V181H209ZM230 183H231V182H230ZM230 183H228V184H230ZM239 183H241V182H239ZM242 183H243V182H242ZM257 183H258V182H257ZM177 184H179V183H177ZM196 184H197V183H196ZM198 184H199V183H198ZM198 184H197V185H198ZM219 184H220V183H219ZM244 184H245V183H244ZM15 185H16V184H15ZM148 185H150V184H148ZM168 185H169V184H168ZM181 185H183V184H181ZM197 185H193V187H194V186H197ZM237 185H238V184H237ZM255 185H256V184H255ZM13 186H14V185H13ZM112 186H113V185H112ZM116 186H117V184H116ZM170 186H171V185H170ZM235 186H236V185H235ZM253 186H254V185H253ZM257 186H258V185H257ZM257 186H256V187H257ZM9 187H10V186H9ZM9 187H8V189H9ZM109 187H111V186H109ZM114 187H115V186H114ZM142 187H143V186H142ZM153 187H154V186H153ZM156 187H157V186H156ZM156 187H155V188H156ZM254 187H255V186H254ZM258 187H260V185H259ZM258 187H257V188H258ZM13 188H14V187H13ZM17 188H18V187H17ZM197 188H198V187H197ZM197 188H196V189H197ZM223 188H224V186H223ZM4 189H5V188H4ZM8 189L6 188L5 190H8ZM11 189H12V188H11ZM11 189H10V191H11ZM114 189H115V188H113V190H114ZM122 189H123V188H122ZM122 189H120V190H122ZM142 189H143V188H142ZM144 189H145V188H144ZM168 189H169V188H168ZM1 190H2V189H1ZM109 190H110V189H109ZM125 190H126V189H125ZM186 190H187V188H186ZM197 190H198V189H197ZM204 190H207V189L204 188ZM243 190H244V188H243ZM2 191H3V190H2ZM2 191H1V192H2ZM8 191H9V190H8ZM122 191H123V190H122ZM137 191H138V190H137ZM141 191H142V190H141ZM150 191H151V190H150ZM167 191H168V190H167ZM184 191H185V190H184ZM195 191H196V190H195ZM210 191H211V190H210ZM225 191H226V192H228V191L233 192V191H234V187H233V185H232V184L228 185L227 190H226V188H225ZM225 191H224V193H226ZM251 191H252V190H251ZM6 192H7V191H6ZM6 192H5V194H6ZM11 192H12V191H11ZM123 192H124V191H123ZM146 192H147V191H146ZM180 192H181V191H180ZM182 192H183V190H182ZM192 192H193V190H192ZM211 192H213V191H211ZM230 192H228V193H230ZM7 193H8V192H7ZM147 193H148V192H147ZM147 193H146V194H147ZM177 193H178V191H177ZM189 193H190V192H189ZM200 193H201V191L199 192V194H200ZM209 193H210V192H209ZM228 193H227V194H228ZM241 193H242V192H241ZM263 193H264V192H263ZM10 194H11V196H12V193H10ZM13 194H14V193H13ZM22 194H23V193H22ZM110 194H111V193H110ZM138 194H139V192H138ZM141 194H144V193H141ZM169 194H170V193H169ZM182 194L184 195V193H182ZM186 194H187V193H185V196H186ZM194 194H195V193H194ZM199 194H198V196H199ZM227 194H225V195H227ZM232 194H233V193H232ZM238 194L240 195V193H238ZM2 195H3V193H2ZM6 195H7V194H6ZM77 195H78V194H77ZM125 195H126V194H125ZM134 195H137V193H135ZM148 195H151V193L147 194V197H149ZM160 195H161V194H160ZM164 195H165V193H164ZM164 195H163V196H164ZM175 195H176V193H175ZM178 195H179V193H178ZM200 195H201V194H200ZM242 195L244 196V194H242ZM7 196H8V195H7ZM15 196H16V195H15ZM101 196H102V195H101ZM103 196H105V195H103ZM123 196H124V195H123ZM193 196H194V195H193ZM195 196H197V195L195 194ZM195 196H194V197H195ZM220 196H221V195H220ZM230 196H231V195H230ZM232 196H233V195H232ZM82 197H83V196H82ZM142 197H143V196H142ZM170 197H171V196H170ZM175 197H176V196H175ZM223 197H224V195H223ZM228 197H229V195L226 196V198H228ZM238 197H239V196H238ZM260 197H264V196H262V195H261V196H258V198H260ZM73 198H74V197H73ZM77 198H78V196H77ZM126 198H127V197H126ZM144 198H145V196H144ZM160 198H161V197H160ZM171 198H172V197H171ZM178 198H179V196H178ZM195 198H197V197H195ZM205 198H206V197H205ZM214 198H215V197H214ZM79 199H80V198H79ZM81 199H82V198H81ZM94 199H95V198H94ZM94 199H92V200H94ZM119 199H120V198H119ZM180 199H183V198H180ZM190 199H191V198H190ZM201 199H203V198L201 197ZM210 199H213V198H210ZM236 199H237V197H236ZM96 200H97V199H96ZM98 200H99V199H98ZM102 200H105V199L103 198ZM120 200H121V199H120ZM147 200H148V199H147ZM147 200H146V201H147ZM156 200H157V199H156ZM173 200H174V199H173ZM192 200H193V199H192ZM195 200H197V199H195ZM227 200H228V199H227ZM237 200H239V199H237ZM237 200H236V201H237ZM258 200H259V199H258ZM21 201H22V200H21ZM90 201H91V200H90ZM99 201H101V200H99ZM118 201H119V200H118ZM134 201H135V200H134ZM134 201H133V202H134ZM224 201H226V200H224ZM233 201H235V200H233ZM251 201H252V200H251ZM27 202H28V201H27ZM92 202H94V201H92ZM102 202H103V201H102ZM203 202H204V201H203ZM228 202H229V201H228ZM239 202H240V201H239ZM261 202H262V201H261ZM0 203H1V202H0ZM2 203H3V202H2ZM31 203H32V202H31ZM219 203H220V200H219ZM231 203H232V202H231ZM236 203H237V202H236ZM251 203H252V202H251ZM27 204L29 205L30 203L28 202ZM27 204H26V205H27ZM84 204H85V203H84ZM134 204H135V203H134ZM134 204H132V205H134ZM197 204H198V203H197ZM212 204H213V203H212ZM226 204H227V203H226ZM226 204H225V206H227ZM91 205H93V204L91 203ZM111 205H112V204H111ZM136 205H137V203H136ZM153 205H154V204H153ZM190 205L192 206V204H190ZM229 205H231V204H229ZM232 205H233V203H232ZM250 205H251V204H250ZM256 205H257V204H256ZM82 206H83V205H82ZM85 206H87V204H85ZM140 206H141V205H140ZM160 206H161V204H160ZM238 206H239V205H238ZM32 207H33V206H32ZM113 207H115V206H113ZM132 207H135V205L132 206ZM166 207H167V206H166ZM182 207H183V206H182ZM212 207H213V206H212ZM214 207H215V205H214ZM214 207H213V208H214ZM228 207H229V206H228ZM239 207H240V206H239ZM251 207H252V205H251ZM126 208H128V207H126ZM130 208H131V207H130ZM148 208H149V207H148ZM189 208L191 209V207H189ZM193 208H194V207H193ZM223 208H225V207H223ZM229 208H230V207H229ZM32 209H33V208H32ZM63 209H64V208H62V210H63ZM128 209H129V208H128ZM128 209H127V210H128ZM134 209H135V208H134ZM62 210L60 209V211H62ZM143 210H144V209H143ZM162 210H163V209H162ZM178 210H179V208H178ZM193 210H194V209H193ZM225 210H226V208L224 209V211H225ZM254 210H256V209L254 208ZM262 210H263V209H262ZM60 211H59V212H60ZM118 211H119V209H118ZM135 211H136V209H135ZM152 211H153V210H152ZM154 211H155V210H154ZM176 211H177V210H176ZM188 211H189V213H190V210H188ZM188 211H187L186 213L184 212V213L186 214V216H187V214H188ZM207 211H208V210H207ZM224 211H223V212H224ZM131 212H132V211H131ZM164 212L166 213V211H164ZM170 212H171V211H170ZM211 212H212V211H211ZM249 212H250V211H249ZM127 213H128V215H129V212H127ZM136 213H137V212H136ZM138 213H139V212H138ZM176 213H177V212H176ZM176 213H175V214H176ZM191 213H193V211H192ZM194 213H196V212L194 211ZM201 213H203V212H201ZM204 213H205V212H204ZM204 213H203V214H204ZM225 213H226V212H225ZM225 213H223V214H225ZM228 213H230V212H228ZM250 213H251V212H250ZM256 213H257V212H256ZM260 213H261V211H260ZM263 213H264V212H263ZM89 214H91V213H89ZM104 214H105V213H104ZM104 214H103V213L100 214V215H102V216H100L99 214H98V215H99L100 217H103ZM131 214H132V213H131ZM158 214H159V213H158ZM171 214H172V213H171ZM178 214H180V213H178ZM178 214H177V215H178ZM206 214H207V213H206ZM206 214H204L203 216H205ZM211 214H212V213H211ZM219 214H221V212H219ZM226 214H227V213H226ZM254 214H255V213H254ZM51 215H55V213H54V214L51 213L49 216H51ZM81 215H82V214H81ZM92 215H94V214H92ZM98 215H95V216H98ZM122 215H123V214H122ZM125 215H126V214H125ZM169 215H170V214H169ZM169 215H168V216H169ZM192 215H193V214H191V216H192ZM197 215H198V214H196V217H197ZM199 215H201V214H199ZM216 215H218V213H217ZM255 215H256V214H255ZM255 215H253L254 217H256V218H254V220L257 221V219H259L260 217L257 218L258 216H255ZM257 215H258V214H257ZM79 216H80V215H79ZM90 216H91V215H90ZM135 216H136V215H135ZM145 216H146V215H145ZM191 216H190V218H192ZM201 216H202V215H201ZM207 216H208V215H207ZM218 216H219V215H218ZM229 216L231 217L230 214H229ZM241 216H242V215H241ZM250 216H251V215H250ZM44 217H45V216H44ZM52 217H53V216H52ZM55 217H56V216H55ZM55 217H53V218L56 220ZM57 217H58V216H57ZM92 217H93V216H92ZM108 217H109V216H108ZM133 217H134V216H133ZM147 217H148V216H147ZM149 217H150V216H149ZM149 217H148V218H149ZM161 217H162V219H163V216H161ZM165 217H166V214H165ZM165 217H164V218H165ZM173 217H175V215H174ZM177 217H178V219H181L179 216H177ZM196 217H194V219H195ZM211 217H212V216H211ZM214 217H215V215H214ZM219 217H220V216H219ZM219 217H218V218H219ZM245 217L247 218L248 216L245 215ZM261 217H262V216H261ZM39 218H40V217H39ZM42 218H43V217H42ZM42 218H41V219H42ZM53 218H52V219H53ZM79 218H80V217H79ZM120 218H123V217H120ZM120 218H119V219H120ZM136 218H137V217H136ZM148 218H147V219H148ZM175 218H176V217H175ZM184 218H186V217H184ZM190 218H188V219H190ZM200 218H201V217H200ZM206 218H207V220H208V218H210V212H209V216L206 217ZM206 218H205V220H203L204 222H206V224H203V223H202L203 221L201 222V224H203V225H201V224L199 223L200 220H201V219H199L198 224L201 225V228H202L203 226L205 227V225H207L208 222H210V221L207 222ZM216 218H217V216H216ZM216 218H215V220H216ZM224 218H226V216H225ZM239 218H240V217H239ZM29 219H30V218H29ZM32 219H33V218H32ZM34 219H35V218H34ZM46 219H47V218H46ZM48 219H50V218H48ZM48 219H47V220H48ZM54 219H53V220H54ZM84 219H85V218H84ZM108 219H109V218H108ZM132 219H133L132 221H134V218H132ZM144 219H145V218H144ZM188 219H187V220H188ZM210 219H212V218H210ZM220 219H221V218H220ZM38 220H40V219H38ZM69 220H70V219H69ZM71 220H72V219H71ZM71 220H70V221H71ZM106 220H107V219H106ZM106 220H105V221H106ZM120 220H121V219H120ZM122 220H123V222H122V221L120 222V223H122V224H124L126 221H128V220H126V221L124 222V219H122ZM149 220H150V219H149ZM152 220L154 221V219H152ZM183 220H184V221H187V220H185V219H183ZM57 221H58V220H57ZM93 221H94V220H93ZM155 221H156V220H155ZM179 221H180V220H179ZM189 221H191V219H190ZM192 221H194V220L192 219ZM195 221H197V219H195ZM195 221L192 222V223H193V226H194V224H195ZM213 221H214V220H213ZM227 221H228V220H227ZM229 221H230V220H229ZM38 222H39V221H38ZM65 222H66V221H65ZM65 222H64V223H65ZM128 222H129V224H130V223L132 224V222H130V221H128ZM128 222H127V223H128ZM142 222H143V221H142ZM142 222H141V224H142ZM146 222H147V221L143 222V224H145ZM180 222H182V221H180ZM211 222H212V221H211ZM214 222H215V221H214ZM243 222H245V221H243ZM261 222H262V220H261ZM21 223H22V222H21ZM43 223H44V222H43ZM64 223H63V224H64ZM66 223H67V222H66ZM103 223H104V222H102V224H103ZM120 223H119V225H120ZM187 223H188V222H187ZM216 223H217V222H216ZM230 223H231V222H230ZM239 223H240V222H239ZM17 224H18V223H17ZM23 224H24V223H23ZM30 224H31V223H30ZM39 224H40V223H39ZM55 224H56V223H55ZM91 224H92V223H91ZM113 224H114V223H113ZM149 224H150V223H149ZM162 224H163V223H162ZM188 224H189V223H188ZM196 224H197V223H196ZM198 224H197V225H198ZM243 224H244V223H243ZM258 224H259V223H258ZM61 225H62V224H61ZM64 225H65V224H64ZM164 225H165V224H164ZM181 225H182V224H181ZM181 225H180V226H181ZM199 225H198V226H199ZM210 225H211V224H210ZM237 225H238V224H237ZM239 225H240V224H239ZM244 225L246 226V222H245ZM26 226H27V225H25V227H26ZM31 226H32V225H31ZM103 226H104V225H103ZM112 226H113V225H112ZM124 226H125V225H124ZM128 226H129V225H128ZM142 226H144V225H142ZM145 226H146V224H145ZM145 226H144V228H145V230H146L147 227H145ZM150 226H151V224H150ZM167 226H170V225H167ZM182 226H184V225H182ZM189 226H191V225H189ZM218 226H219V225H218ZM230 226H231V225H230ZM240 226H241V225H240ZM240 226H239V227H240ZM255 226H256V225H255ZM25 227H24V228H25ZM92 227H93V226H92ZM130 227H131V226H130ZM130 227H129V228H130ZM17 228H19V227L17 226ZM24 228H23V229H24ZM57 228H58V227H57ZM61 228H62V227H61ZM94 228H95V227H94ZM99 228H100V227H99ZM109 228H110V227H109ZM120 228H121V227H120ZM120 228H118V226H117V231H118V229H120ZM127 228H128V227H127ZM129 228H128V229H129ZM181 228H182V227H181ZM188 228H189V227H188ZM195 228H196V227H195ZM195 228H193V230H194ZM197 228H198V227H197ZM199 228H200V227H199ZM201 228H200V229H201ZM20 229H21V227H20ZM23 229H22V230H23ZM65 229H66V228H65ZM84 229H85V228H84ZM110 229H111V228H110ZM115 229H116V227H115ZM135 229H137V228H135ZM170 229H171V228H170ZM189 229H190V231L192 230L191 228H189ZM202 229H203V228H202ZM208 229H209V227H208ZM215 229H216V228H215ZM9 230H10V229H9ZM16 230H17V229H16ZM18 230H19V229H18ZM68 230H69V229H68ZM99 230H100V229H99ZM99 230H98V232H99ZM145 230H143V232H144ZM147 230H148V229H147ZM193 230H192V231H193ZM210 230H212V228H211ZM260 230L263 231V228H260ZM10 231H11V230H10ZM82 231H83V229H82ZM91 231H92V228H91ZM113 231H114V230H113ZM125 231H126V229H125ZM203 231H204V230H203ZM257 231H258V230H257ZM16 232H17V231H16ZM16 232H14V233H16ZM19 232H20V230H19ZM66 232H67V230H65L64 233H66ZM111 232H112V231H111ZM115 232H116V231H115ZM136 232H137V231H136ZM143 232H142V233H143ZM163 232H164V231H163ZM163 232H162V233H163ZM182 232H183V231H182ZM188 232H189V231H188ZM233 232H235V231L233 230ZM59 233L61 234L60 230H59ZM96 233H97V232H96ZM100 233H101V232H100ZM117 233H118V232H117ZM117 233H115V234H117ZM129 233H130L129 236H131V235H132L131 232H129ZM200 233H202V232H200ZM258 233H259V232H258ZM11 234H13V233L11 232ZM11 234H9V235H11ZM16 234H17V233H16ZM60 234H59V235H60ZM67 234H70V233H67ZM98 234H99V233H98ZM98 234H97V235H98ZM101 234H102V233H101ZM112 234H113V233H112ZM115 234H114L113 237H117ZM119 234H120V232H119ZM126 234L128 235V232H127ZM133 234H135V233H133ZM145 234H146V233L144 232V235H145ZM183 234H184V233H183ZM190 234H191V233H190ZM236 234H237V232H236ZM259 234H260V233H259ZM14 235H15V234H14ZM23 235H24V234H22V236H23ZM28 235H29V233H28ZM28 235H27L26 237H30V236H28ZM38 235H39V234H38ZM38 235H37V236H38ZM54 235L57 236V233L54 234ZM99 235H100V234H99ZM105 235H106V234H105ZM117 235H118V234H117ZM127 235H126V236H127ZM136 235H137V234H136ZM146 235H148V234H146ZM155 235H156V234H155ZM158 235H159V234H158ZM171 235H172V234H171ZM171 235H170V236H171ZM176 235H177V233H176ZM176 235L174 234L173 236L175 237ZM178 235H180V234H178ZM196 235H197V234H196ZM209 235H210V234H209ZM22 236H20V237L17 236V237L21 238ZM24 236H25V235H24ZM24 236H23V237H24ZM56 236H55V237H56ZM61 236H62V235H61ZM77 236H78V235H76V238H77ZM92 236H93V235H92ZM111 236H112V235H111ZM122 236H123V238H128V236L126 237V236H124V234H122ZM134 236H135V235H134ZM140 236H141V235H140ZM140 236H139V237H140ZM173 236H172V237H173ZM193 236H194V235H193ZM17 237H16V238H17ZM33 237H35V236H33ZM97 237L99 238V236H97ZM97 237H94L93 240H96L95 238H97ZM101 237H103V236H101ZM107 237H108V235H107ZM113 237H111V238L113 239ZM141 237H142V236H141ZM167 237H169V235H168ZM210 237H211V236H210ZM11 238H12V237H11ZM24 238H25V237H24ZM24 238H23V239H24ZM57 238H58V237H57ZM82 238H84V236H83ZM88 238H89V237H88ZM88 238H86V240H87ZM105 238H106V237H105ZM137 238H138V235H137ZM157 238H159V237H157ZM175 238H176V237H175ZM251 238H253V237H251ZM13 239H15V238H13ZM31 239H32V238H31ZM33 239H34V238H33ZM101 239L103 240L104 238H101ZM101 239H100V240H101ZM106 239H107V238H106ZM117 239H119V236H118ZM130 239H131V238H130ZM159 239L162 240V238H159ZM262 239H263V238H262ZM9 240H10V239H9ZM29 240H30V239H29ZM76 240H77V239H75V241H76ZM83 240H85V239H83ZM89 240H90V239H89ZM91 240H92V239H91ZM91 240H90V241H91ZM107 240H108V239H107ZM114 240H116V239H114ZM122 240H123V239H122ZM125 240H126V239H124L123 242H124ZM127 240H128V239H127ZM142 240H143V239H142ZM156 240H157V239H156ZM156 240H155V241H156ZM231 240H232V239H231ZM236 240H238V239H236ZM250 240H252V239H250ZM255 240H256V239H255ZM257 240H259V239H257ZM257 240H256V241H257ZM13 241H14V240H13ZM18 241H19V239H18ZM22 241H23V240H22ZM24 241H25V240H24ZM79 241H80V240H79ZM90 241H88V242L90 243V245H87V246H92V245H94V244L91 245L92 241H91V242H90ZM104 241H105V239H104ZM116 241H117V240H116ZM116 241H114V242H116ZM128 241H129V240H128ZM146 241H147V240H146ZM211 241H212V240H211ZM229 241H230V240H229ZM233 241H234V240H233ZM256 241H255V242H256ZM26 242H27V241H26ZM26 242H25V243H26ZM68 242H69V240H68ZM71 242H72V241H71ZM80 242H81V241H80ZM98 242H99V241H98ZM111 242H113V241H111ZM118 242H119V241H118ZM135 242H136V241H135ZM161 242H162V241H161ZM235 242H236V241H235ZM235 242H234V243H235ZM261 242H262V241H261ZM261 242H260V243H261ZM76 243H77V241H76ZM84 243H85V242H84ZM119 243H121V242H119ZM124 243H125V242H124ZM137 243H138V242H137ZM163 243H164V241H163ZM163 243H161V244L164 245ZM232 243H233V242H232ZM245 243L247 244V242H245ZM96 244H97V240H96ZM165 244H166V243H165ZM195 244H196V243H195ZM216 244L219 245V243H216ZM241 244H242V243H241ZM70 245H71V244H70ZM75 245H76V244H75ZM97 245H98V244H97ZM110 245H111V243H110ZM135 245H136V244L134 243V246H135ZM138 245H139V244H138ZM138 245H136L135 247L137 248ZM141 245H143V244H141ZM205 245H207V244H205ZM214 245H215V244H214ZM221 245H222V244H221ZM258 245H259L258 247H260V244H258ZM7 246H9V244H7ZM78 246H79V245H78ZM87 246H86V247H87ZM94 246H95V245H94ZM94 246H93V247H94ZM134 246H133V247H134ZM224 246H225V245H224ZM227 246H228V245H227ZM63 247H64V246H63ZM68 247H69V246H68ZM71 247H72V246H71ZM76 247H77V245H76ZM93 247H92V248H93ZM111 247H114V246H111ZM126 247H127V246H126ZM135 247H134V248H135ZM155 247H156V246H155ZM155 247L153 248L154 250H155ZM159 247H160V246H159ZM165 247H166V245H165ZM167 247H168V245H167ZM167 247H166V249L169 251L170 248L168 249ZM205 247H207V246H205ZM211 247H213V246L211 245ZM211 247H209V248L212 249ZM214 247H215V246H214ZM217 247H218V246H217ZM219 247H220V245H219ZM225 247H226V246H225ZM254 247H255V246H254ZM256 247H257V245H256ZM263 247H264V246H263ZM103 248H104V247H103ZM150 248H151V247H150ZM156 248H158V247H156ZM161 248H163V247L161 246ZM209 248H208V249H209ZM222 248H223V247H222ZM4 249H5V248H4ZM65 249H66V248H65ZM69 249H70V248H69ZM73 249H74V248H73ZM75 249H76V248H75ZM88 249H89V248H88ZM96 249L98 250V248H96ZM107 249L109 250L110 248H107ZM111 249H112V248H111ZM113 249H115V248H113ZM146 249H147V246H146ZM227 249H228V248H227ZM229 249H230V247H229ZM229 249H228V250H229ZM234 249H236V247H235ZM252 249H253V248H252ZM260 249H261V250L264 249V248L262 249V245H261V248H260ZM2 250H3V249H2ZM8 250H9V249H8ZM66 250H67V249H66ZM76 250H77V249H76ZM83 250H84V249H83ZM90 250H91V249H90ZM90 250H88V251H90ZM92 250H93V249H92ZM127 250H128V249H127ZM193 250H194V249H193ZM213 250H214V249H213ZM219 250H220V249H219ZM224 250H226V248H225ZM228 250H227V252H228ZM241 250H242V249H241ZM247 250H248V249H247ZM261 250H260V251H261ZM3 251H4V250H3ZM62 251H63V248H62ZM62 251H61V252H62ZM64 251H65V250H64ZM64 251H63V252H64ZM67 251H68V250H67ZM69 251H70V250H69ZM74 251H75V250H74ZM84 251H86V250H84ZM122 251H123V250H122ZM147 251H148V249H147ZM156 251H157V250H156ZM175 251H176V250H175ZM178 251H179V250H178ZM204 251H205V249H204ZM209 251H210V250H209ZM215 251H216V250H215ZM238 251H239V250H238ZM238 251H237V252H238ZM249 251H250V249H249ZM249 251H248V253H250ZM252 251H253V250H251V252H252ZM260 251H259V250H256L255 253H254V252H252V253H254L255 256H256V255H257V256H260V253H261ZM263 251H264V250H263ZM70 252H71V251H70ZM76 252H77V251H76ZM109 252H110V250H109ZM117 252H118V251H117ZM123 252H124V251H123ZM151 252L154 253L155 251L153 252V250H151ZM158 252H159V251H158ZM158 252H157V253H158ZM160 252H161V251H160ZM162 252H163V251H162ZM173 252H174V251H173ZM222 252H223V251H222ZM222 252H221V254H222ZM224 252H226V251H224ZM243 252H244V251H243ZM246 252H247V251H246ZM71 253H72V252H71ZM95 253L97 254V252H95ZM124 253H125V252H124ZM126 253H127V252H126ZM139 253H140V251H139ZM165 253H166V252H165ZM170 253H171V252H170ZM190 253H191V252H190ZM192 253H194V252H192ZM204 253H205V252H204ZM206 253H207V252H206ZM209 253H211V252H209ZM215 253H216V252H215ZM215 253H214V254H215ZM217 253H218V252H217ZM252 253H250V254H252ZM51 254H52V251H51ZM74 254H75V253H74ZM84 254H85V253H84ZM84 254H83V255H84ZM86 254H87V253H86ZM88 254H89V253H88ZM90 254H91V253H90ZM140 254H141V253H140ZM150 254H151V253H150ZM150 254H149V255H150ZM155 254H156V252H155ZM163 254H164V252H163ZM163 254L161 253L162 256H165V254H164V255H163ZM166 254H168V252H167ZM202 254H203V252H202ZM207 254H208V253H207ZM207 254H206V255L203 254L204 257L208 256ZM226 254H227V253H226ZM228 254H232V252L230 253V251H229ZM240 254H241V253H240ZM243 254H244V253H243ZM245 254H246V253H245ZM65 255H66V254H65ZM70 255H71V254H70ZM77 255H78V254H77ZM79 255H80V254H79ZM83 255H82V256H83ZM99 255H100V254H99ZM111 255H112V252H111ZM135 255H136V254H135ZM149 255H147V256H149ZM159 255H160V253H159ZM170 255H171V254H170ZM196 255H197V254H196ZM209 255H210V254H209ZM218 255H220V254H218ZM218 255H217V257H219ZM223 255H224V254H223ZM241 255H242V254H241ZM95 256L97 257V255H95ZM141 256H142V255H141ZM211 256H212V255H211ZM225 256H226V255H225ZM227 256H228V255H227ZM227 256H226V257H227ZM245 256H246V255H245ZM247 256H248V254H247ZM263 256H264V255H263ZM0 257H1V255H0ZM100 257H101V256H100ZM215 257H216V255L214 256V258H215ZM222 257H224V256H222ZM53 258H54V257H53ZM79 258H81V257H79ZM262 258H263V257H262ZM54 259H55V258H54ZM61 259H62V258H61ZM69 259H70V258H69ZM82 259H83V258H82ZM139 259H140V258H139ZM173 259H174V258H173ZM182 259H183V258H182ZM210 259H211V258H210ZM220 259H221V258H220ZM50 260H52V258H51ZM59 260H60V259H59ZM70 260H71V259H70ZM79 260H80V259H78V261H79ZM83 260H84V259H83ZM88 260H90V259H88ZM91 260H92V259H91ZM91 260H90V262H93V261H91ZM104 260H105V259H104ZM216 260H217V259H216ZM218 260H219V259H218ZM232 260H235V259H232ZM239 260H240V258H239ZM248 260H249V259H248ZM137 261H138V260H137ZM149 261H150V260H149ZM212 261H213V260H212ZM222 261H224V260H222ZM236 261H237V260H236ZM242 261H246L245 258H243ZM255 261H256V260H255ZM61 262H62V261H61ZM71 262H72V261H71ZM82 262H84L85 264L88 263V262H86V261H82ZM94 262H95V261H94ZM94 262H93L92 264H94ZM133 262H134V261H133ZM142 262H143V260H142ZM219 262H220V261H219ZM256 262H258V261H256ZM74 263H75V262H74ZM196 263H197V262H196ZM196 263H194V264H196ZM222 263H224V262H222ZM237 263H238V262H237ZM246 263H247V261H246ZM54 264H55V263H54ZM61 264H62V263H61ZM66 264H67V263H66ZM78 264H79V263H78ZM102 264H103V262H102ZM146 264H147V263H146ZM149 264H150V263H149ZM176 264H177V263H176ZM181 264H182V263H181ZM215 264H216V263H215ZM218 264H219V263H218ZM224 264H228V263H224ZM243 264H245V263L243 262ZM263 264H264V263H263Z\"/></svg>", "mask_w": 264, "mask_h": 264}, {"label": "clouds", "instance_id": "3", "mask_svg": "<svg viewBox=\"0 0 264 264\" xmlns=\"http://www.w3.org/2000/svg\"><path fill=\"white\" fill-rule=\"evenodd\" d=\"M87 2H88V0H80V4H81V6L87 4ZM17 7H19V5H17ZM240 7L243 8V7H245V5L241 4ZM222 16H223L225 19H228V18H230V13H229L228 11H224V12L222 13ZM117 23H119V21H117ZM42 31H43V29H42ZM45 34H46V32H45ZM130 34L134 35L135 33L132 32V33H130ZM212 34H213V35H216V31H215L214 29H213V31H212ZM92 35H96L95 31H93ZM94 43H95V42H94ZM221 46H222V42H221ZM62 59H67V57H63ZM166 82H170V81H166ZM257 83H259V81H257ZM9 111H11V110H9ZM21 128H22V125H19V126H17L15 129H13V131H14V132H19V131L21 130ZM6 155H7V154H6ZM71 155H72L71 153L68 154V156H71ZM166 167H167V166H166ZM21 191H22V190H21L20 188H17V187H14V188L12 189V192H13L14 194H16V195H20V194H21ZM153 195H154V194H153ZM27 239H28V237H25V240H27Z\"/></svg>", "mask_w": 264, "mask_h": 264}]
</instances>
